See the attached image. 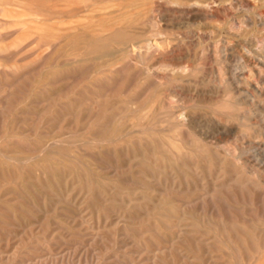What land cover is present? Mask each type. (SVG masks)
Here are the masks:
<instances>
[{
    "label": "bare ground",
    "instance_id": "6f19581e",
    "mask_svg": "<svg viewBox=\"0 0 264 264\" xmlns=\"http://www.w3.org/2000/svg\"><path fill=\"white\" fill-rule=\"evenodd\" d=\"M6 1V0H4ZM10 0H7L8 2ZM13 1V0H11ZM15 1V3H14ZM13 3H6L4 2L3 5H14V9L17 7V11L22 10V12H26L21 14L22 16L28 17L29 20L22 21L19 20V22H16V24L7 26L6 23L0 22V82L2 80H8L15 83H20V79L25 80L26 76L29 72H25L26 67L34 66V71L42 70L49 74V78H52L53 84H57L61 80V76L63 75L61 71L53 68L52 66H57L58 68L60 66H78L79 64L82 65L86 62H91L94 65V71L88 72L85 77H80V83H87L97 85L95 83L102 82L106 89L110 90V86L114 83H121L123 81H127L124 79L123 81L120 80V76H124L126 74V70L130 69L131 67L135 69H142V70H149L150 63H153L156 65L159 70L165 71L167 76L164 78V85H163V91L162 92H156L152 95V101H149L150 105L147 108H149L153 103L155 105L158 102L161 103L160 107L158 108V112H147L143 113L142 110H138L137 112L132 116L130 120V123L127 124L128 131L127 134L131 136V132L137 133V141L133 140L131 141V144L135 143V145L138 143L139 150H143L146 152V155L148 154L151 157L155 158V162L161 163L167 167H179V164L182 163L184 166L193 165L195 166L194 170H191V173H186L185 169L184 171L180 172L181 174L177 176V179L171 175L170 180L172 181L173 185L165 187L167 190H170V194L172 195L174 193L181 194L184 192L185 189H182L184 186L187 187L186 192L184 195L186 196L184 199H181L182 206H186L187 204L192 203V200L189 199L190 192H195L199 189H201L203 194L200 195L199 199L201 200V210L205 214H210L213 217H217L220 220L223 221V227H213V231L216 233L215 236V242L223 249L224 255L220 256L223 259V263H217L213 262L212 264H264V210L261 212L257 211L255 212H246L245 206H248L249 204H253L250 195L253 194V191L256 190L258 192L263 191V185H262V177L264 176V46L261 49L256 48L257 45H255V40H249L246 39L244 41L243 39V33L239 31L233 32L227 30L225 27H221L218 25H215L216 23L225 22L226 20L232 21L233 23H236L239 25V27L243 28V30H249L253 29V33L258 38H264V6L260 7L252 0H14ZM256 1V0H255ZM262 1V0H261ZM260 1V2H261ZM2 2V1H1ZM165 4L170 5L171 7L168 8ZM10 10L13 7H8ZM21 9V10H20ZM15 11V10H14ZM13 11V12H14ZM161 11L164 12L167 16V22L169 23L167 28H161V24L159 25V22L155 18V12ZM246 11L249 15H242L241 12ZM19 12V14H20ZM21 12V13H22ZM5 13V9L0 6V15L3 16ZM9 13V12H8ZM11 13V11H10ZM12 14V13H11ZM17 15L16 19H19L22 16ZM10 16V15H9ZM57 16L61 20L54 23L52 26H49V22L52 20V17ZM159 16V15H158ZM160 18V17H159ZM165 18V17H164ZM186 18V19H184ZM4 19V18H1ZM4 20H7L4 19ZM9 20V19H8ZM12 20V19H11ZM208 20L212 22V25L208 27V36L213 38V35H217L218 41L215 44L213 48L212 45H206L205 41L208 40L205 37L202 36H195L194 34L198 35L199 31L203 30L202 21ZM4 22V21H3ZM15 23V22H14ZM53 23V22H52ZM51 23V24H52ZM230 23V22H229ZM13 24V23H12ZM165 24V23H164ZM167 26V25H166ZM178 26V27H177ZM225 26V25H224ZM228 26V25H227ZM230 26V25H229ZM185 28L187 29V34H191L190 36L187 35H181L179 32V28ZM205 27V26H204ZM231 27V26H230ZM234 28V27H232ZM185 32V31H184ZM203 33V32H201ZM205 33V32H204ZM245 33V32H244ZM249 31L247 32V34ZM246 34V36H247ZM245 37V36H244ZM188 38V39H186ZM205 38V39H204ZM211 38V39H212ZM209 39V38H208ZM210 39V40H211ZM11 40V41H9ZM214 40V38H213ZM231 40V41H230ZM256 40H258L256 38ZM263 40V39H262ZM220 41H229L227 42L229 45H224V49L219 50L220 47H218V43ZM190 42V43H198L199 49L203 47V54L207 52V56L200 57L195 56L199 59V62L196 66V68H191L189 66L182 65L178 60L172 56L171 52H173L171 49L175 47H179L182 44ZM213 42V43H214ZM235 42V43H234ZM261 43V42H260ZM263 43V42H262ZM196 45V46H197ZM201 47H200V46ZM261 45V44H260ZM197 47V48H198ZM188 48H191L188 47ZM196 48V47H195ZM238 50H237V49ZM240 48V49H239ZM187 49V46H186ZM202 50V49H201ZM175 51V50H174ZM193 51V50H192ZM191 51V52H192ZM195 51V50H194ZM236 51V52H235ZM200 52V54H201ZM183 53V52H181ZM236 53V54H235ZM190 52L186 55V58L192 57L190 56ZM176 57V55H175ZM180 57V56H179ZM184 57V56H183ZM182 57V59H183ZM53 58H56V64L52 65L51 61ZM178 58V57H177ZM185 58V57H184ZM64 59V60H63ZM196 59V58H195ZM194 59V60H195ZM191 60V59H190ZM206 60L210 61L211 63H214L218 69L214 70L213 75H216L215 80L216 84L214 83L213 89H215L214 95L215 98L218 100V102L213 103L214 98L211 96H208L204 91L203 88L209 87L212 83L206 79V75H204L205 71L203 70L204 66L206 65ZM64 64H63V63ZM55 63V62H53ZM87 63V64H88ZM51 64V66H50ZM210 64V63H209ZM208 64V65H209ZM207 66V65H206ZM56 67V68H57ZM85 67V65H84ZM153 67V66H152ZM208 67V66H207ZM71 68V67H70ZM78 68V67H77ZM216 68V67H215ZM87 69H92L88 68ZM207 69V68H206ZM210 69V68H209ZM213 69V68H212ZM31 70V71H32ZM73 70V68H72ZM86 70V69H85ZM141 70V71H142ZM28 71V70H27ZM69 71V70H67ZM91 71V70H90ZM135 70H133L134 72ZM157 71V70H156ZM209 71V70H208ZM207 71V72H208ZM43 72V73H44ZM75 72V71H74ZM78 72V71H77ZM158 72V71H157ZM206 72V73H207ZM210 72V71H209ZM209 72L207 74H209ZM36 73V72H35ZM81 73V72H80ZM82 76L83 74H80ZM136 73L137 76V72ZM142 73V72H141ZM212 73V71H211ZM32 74V73H30ZM66 74V73H65ZM73 74V73H72ZM203 74L204 77L202 80H197L195 77ZM25 75V76H24ZM139 75V71H138ZM155 75V74H154ZM64 76V75H63ZM67 76V75H66ZM72 76V75H71ZM70 76V77H71ZM151 76V75H149ZM42 77V76H41ZM73 77V76H72ZM76 77V76H75ZM78 77V76H77ZM76 77V78H77ZM132 77V76H131ZM135 77V76H134ZM133 79L135 80V78ZM159 77V76H158ZM200 77V76H199ZM66 78V77H65ZM68 78V76H67ZM138 78V77H136ZM210 78V77H209ZM64 79V78H62ZM132 79V78H131ZM59 80V81H58ZM75 80V78H74ZM78 80V78L76 79ZM130 80V79H129ZM161 80V79H159ZM17 81V82H16ZM30 81V80H29ZM44 81V80H43ZM63 81V80H62ZM136 81V80H135ZM154 81V79H153ZM31 82V81H30ZM137 82V81H136ZM11 83V84H12ZM39 83V82H38ZM124 83V82H123ZM134 83V81H133ZM156 83V82H155ZM211 83V84H210ZM10 84V83H9ZM21 84V83H20ZM30 84V83H29ZM32 84V83H31ZM49 84V83H48ZM131 84V82H130ZM152 84V83H150ZM158 84V83H157ZM37 85V84H36ZM71 85V84H70ZM85 85V84H84ZM87 85V84H86ZM127 85V84H126ZM135 85V83L133 84ZM132 85V86H133ZM154 85V84H153ZM3 86V85H2ZM1 86V87H2ZM9 86V85H8ZM23 86V85H22ZM68 86V85H67ZM72 86V85H71ZM70 86V87H71ZM76 86V85H75ZM129 86V85H127ZM130 85V87H132ZM148 86V83H147ZM145 86V88H147ZM18 87V86H17ZM25 87V86H24ZM37 87V86H36ZM35 87V88H36ZM39 87V86H38ZM80 87V86H79ZM87 87V86H86ZM92 87V86H91ZM143 87V86H142ZM150 87V86H149ZM154 87V86H153ZM177 87L178 90H174ZM26 88V87H25ZM49 88V87H48ZM67 88V87H66ZM65 88V90H66ZM120 89V87H117ZM135 88V87H134ZM211 88V86H210ZM19 89V88H18ZM27 89V88H26ZM42 90L39 91L40 94L46 93V89L41 88ZM93 89V88H92ZM92 89H87L92 90ZM131 89V88H130ZM142 89V88H141ZM148 89V88H147ZM212 89V90H213ZM9 90V89H8ZM53 90V89H52ZM63 89V91H65ZM73 90V89H71ZM98 90V89H97ZM135 90V89H134ZM143 90H145L143 88ZM206 90V89H205ZM22 91V90H20ZM29 91V90H27ZM62 91V90H61ZM60 91V92H61ZM62 91V92H63ZM70 91V90H69ZM84 91V90H83ZM96 91V90H94ZM114 91V90H112ZM129 91V90H128ZM126 91V92H128ZM136 91V90H135ZM140 91V90H139ZM146 91V90H145ZM148 91V90H147ZM151 91V90H149ZM148 91V92H149ZM208 91V90H207ZM1 92V91H0ZM9 92V91H8ZM81 92V91H80ZM87 92V91H86ZM93 92V90H92ZM99 92V91H97ZM118 93V90L115 91ZM121 92V91H119ZM154 92V91H153ZM55 93V92H54ZM66 93V92H64ZM89 93V92H88ZM114 93V92H113ZM116 93V94H117ZM125 93V91H124ZM122 93V94H124ZM144 93V92H143ZM213 93V92H212ZM3 94V93H2ZM9 94V93H8ZM18 93H16L17 95ZM58 94V93H56ZM79 94V93H78ZM108 94V93H107ZM105 94V96H107ZM127 94V93H126ZM147 94V92H146ZM144 93V95H146ZM6 95V94H5ZM4 95V97H5ZM65 95V94H64ZM67 95V93H66ZM71 95V94H70ZM92 95V94H91ZM115 95V94H114ZM118 95V94H117ZM3 96V95H1ZM10 96V95H9ZM42 96V95H41ZM55 96V95H54ZM77 96V95H76ZM104 96V95H103ZM121 96V94H120ZM123 96V95H122ZM127 97V95H124ZM123 96V97H124ZM138 96V95H137ZM140 98L142 97L139 95ZM18 97V96H17ZM49 97V96H47ZM68 97V96H67ZM81 97V96H80ZM89 97V96H88ZM108 97V96H107ZM117 97V96H116ZM126 97H124L126 99ZM131 97V96H130ZM128 97V98H130ZM144 97V96H143ZM20 98V96L18 97ZM85 98V97H84ZM90 98V97H89ZM105 98V97H104ZM121 98V97H120ZM138 97H136L137 99ZM138 98L137 100L139 101ZM179 98V100L182 101V106L177 107L175 105H172L169 103V101ZM5 99V98H4ZM63 99V97H62ZM69 99V98H68ZM73 99V100H72ZM123 99V98H122ZM124 99V102H125ZM133 99V98H132ZM220 99V100H219ZM20 100V99H19ZM40 100V99H39ZM49 100V99H48ZM51 100V99H50ZM54 100V99H53ZM60 100V99H58ZM64 100V99H63ZM62 100V104L63 101ZM72 101H74V98H71ZM77 100H80V98ZM93 101V99H91ZM101 100V99H100ZM114 100V99H113ZM117 100V99H116ZM119 100V99H118ZM135 100V99H134ZM136 100V101H137ZM216 100V101H217ZM1 101V100H0ZM44 101V100H43ZM84 101V100H83ZM121 101V99L119 100ZM59 102V101H58ZM57 101L54 102L55 107L58 103ZM70 102V100H69ZM95 101H93L94 104ZM114 102V101H111ZM124 102L122 104H124ZM130 101H127V103ZM208 102L211 108H213V112H221L222 114H225V117H230L235 121H237V127L230 125V126H221L218 123L215 124V128L218 130V133L220 135H223L222 137H227V150H226V157L223 160L224 166L227 164H233L234 168L237 167L238 171L235 169V177H232L230 180L226 174H223L221 177H223L222 182L220 184L221 190H215L213 189V192L209 191V189L206 187L205 184V175L200 170L201 163L207 161L208 166L213 168V162L217 158H220V155L217 154L214 151L215 154H210L208 151L209 148L207 146L203 145L202 142L198 141L199 144H192L188 145L185 143V141L182 139L180 134L183 132L185 134L184 127V121L179 116V108L181 109H187L188 103H192L193 105H199L201 103ZM37 103V102H35ZM42 103V102H41ZM74 103V102H72ZM77 103V102H76ZM81 103V102H80ZM84 103V102H83ZM82 103V104H83ZM89 103V102H88ZM97 103V102H96ZM121 103V102H118ZM126 103V104H127ZM131 103H133L131 101ZM136 103V102H135ZM134 103V104H135ZM146 103V102H145ZM175 103V102H174ZM4 104V103H3ZM17 104V103H16ZM34 104V103H31ZM39 104V103H38ZM59 104V103H58ZM65 104V102H64ZM64 104L61 105L64 107ZM81 104V106H82ZM98 107H99V103ZM111 104V103H110ZM116 104V103H114ZM125 104V105H126ZM176 104V103H175ZM5 105V104H4ZM25 105V104H24ZM60 105V104H59ZM69 104H67L68 106ZM73 105V104H72ZM85 105V104H84ZM103 105V104H102ZM105 105V104H104ZM117 105V104H116ZM121 105V104H120ZM119 105V106H120ZM139 105V104H138ZM141 105V104H140ZM3 106V105H2ZM22 106V105H21ZM30 106V104H29ZM51 106V105H50ZM93 106V105H92ZM91 106V107H92ZM101 106V105H100ZM109 106V105H108ZM137 106V105H136ZM152 106V107H153ZM156 106V107H157ZM74 107V106H73ZM77 107V106H76ZM104 107V106H103ZM111 107V106H110ZM122 107V106H121ZM135 107V106H134ZM133 107V108H134ZM190 107V105H189ZM199 107V106H198ZM204 107V106H203ZM2 108V107H1ZM0 108V109H1ZM32 108V107H31ZM68 108V107H67ZM70 108V106H69ZM82 108V107H80ZM131 108V106H130ZM129 108V109H130ZM132 108V109H133ZM146 108V109H147ZM208 108V107H207ZM16 109V108H14ZM22 109V108H21ZM57 109V108H56ZM63 109H66L65 107ZM72 109V108H70ZM77 109H79L77 107ZM87 109V108H86ZM90 109V108H89ZM88 109V110H89ZM99 109V108H98ZM108 109V108H107ZM111 109V108H110ZM114 109V108H113ZM122 109V108H121ZM131 109V110H132ZM142 109V108H141ZM154 110V108H152ZM151 109V110H152ZM26 110V109H25ZM46 110V109H45ZM51 110V109H50ZM59 110V109H58ZM124 110V109H123ZM128 110V108H127ZM145 110V108H144ZM198 110V108H197ZM203 110V109H201ZM206 109H204L205 111ZM27 111V110H26ZM83 111V110H82ZM105 111V110H104ZM103 111V112H104ZM111 111V110H110ZM119 111V110H118ZM116 111V113L118 112ZM126 111V109H125ZM1 112V111H0ZM22 112V111H21ZM20 112V113H21ZM28 112V111H27ZM35 112V111H34ZM43 110L41 111V113ZM129 113L128 111H126ZM132 112V111H130ZM181 112V111H180ZM212 111H210L211 113ZM5 113V112H4ZM23 113V112H22ZM26 113V112H25ZM32 113V112H31ZM37 113H39L37 111ZM46 113H48L46 111ZM55 113V111H54ZM64 113V112H63ZM62 113V114H63ZM89 113V112H88ZM98 113V111H97ZM105 113V112H104ZM102 113V114H104ZM125 113V112H124ZM121 113V116L124 114ZM182 113V112H181ZM36 114V112H35ZM50 114V113H49ZM94 114V113H93ZM112 115V113H110ZM193 114V113H192ZM205 114V113H204ZM218 113H216L217 115ZM48 115V114H47ZM69 115V114H67ZM81 114H79L80 116ZM84 115V114H83ZM114 115V114H113ZM118 115V114H117ZM125 115V114H124ZM127 115V114H126ZM130 115V113H129ZM189 115V114H188ZM196 115V114H195ZM207 115V114H206ZM205 115V116H206ZM220 115V114H219ZM218 115V116H219ZM56 116V115H55ZM77 116V115H76ZM88 116V115H87ZM86 116V117H87ZM131 116V115H130ZM183 116V114H182ZM185 116V115H184ZM198 116V115H197ZM201 116V115H200ZM221 116V115H220ZM23 117V116H22ZM85 117V116H83ZM104 117V116H103ZM108 117V116H107ZM115 117V116H114ZM125 117V116H123ZM196 117V116H195ZM207 117V116H206ZM210 117V116H209ZM17 118V117H15ZM14 118V119H15ZM25 118V117H24ZM75 118V117H74ZM101 118V117H99ZM117 118V117H116ZM115 118V119H116ZM205 118V117H204ZM213 118V117H212ZM19 119V118H18ZM52 119V118H51ZM50 119V121H51ZM62 119V118H60ZM67 119V118H66ZM73 119V118H72ZM78 119V118H76ZM82 119V118H81ZM85 119V118H83ZM191 119V118H190ZM197 120V118H195ZM193 119L194 121H196ZM201 119V118H200ZM215 121L216 118L214 117ZM213 119V120H214ZM32 120V119H31ZM47 120V119H46ZM49 120V119H48ZM68 120V119H67ZM75 120V119H74ZM97 120V119H96ZM107 120V119H106ZM118 120V119H117ZM121 120V119H120ZM119 120V121H120ZM123 120V119H122ZM121 120V121H122ZM127 120V119H126ZM126 120H124L126 122ZM207 120V119H205ZM210 120V118H209ZM218 120V119H217ZM11 121V120H10ZM25 121V120H24ZM30 121V120H29ZM42 121V120H41ZM49 121V122H50ZM61 121V120H60ZM100 121V119L98 120ZM113 121V120H112ZM111 121V122H112ZM117 121V122H119ZM121 121L119 124H121ZM122 121V123L124 122ZM128 121V120H127ZM233 121V123H235ZM18 122V121H17ZM22 122V121H21ZM58 122V120H57ZM69 122V121H68ZM67 122V123H68ZM114 122V121H113ZM116 122V121H115ZM125 122L123 123L125 125ZM201 122V121H199ZM225 122V121H224ZM44 123V121H43ZM71 123V122H69ZM73 123V122H72ZM71 123V124H72ZM90 123V121H89ZM103 123V122H102ZM107 123V122H106ZM202 123V122H201ZM209 122H206V124ZM214 123V122H213ZM19 124V123H18ZM39 124V123H38ZM42 124V122H41ZM197 124V123H196ZM205 124V125H206ZM12 125V124H10ZM55 125V124H54ZM102 125V124H101ZM110 125V124H108ZM107 125V126H108ZM199 125V124H198ZM210 125V124H209ZM8 126V124H7ZM15 126V123H14ZM23 126V125H22ZM21 126V127H22ZM37 126V125H36ZM45 126V124H44ZM48 126V125H47ZM59 127V125H57ZM84 126V125H83ZM95 126V125H94ZM107 126L104 128H107ZM113 126V125H112ZM202 126V125H201ZM1 127V126H0ZM12 127V126H10ZM56 127V128H58ZM82 127V126H81ZM87 127V126H86ZM84 126L83 129H86ZM199 127V126H198ZM206 127V126H205ZM210 127V126H209ZM9 128V127H8ZM17 128V126H16ZM48 128V127H47ZM55 128V130H56ZM95 128V127H94ZM121 127L116 126L109 134L105 137H107L105 140H99V142H94V144H109L114 141L116 136H119L121 134L120 131ZM82 129V130H83ZM110 129V128H109ZM127 129V127H126ZM201 129V128H200ZM203 129V128H202ZM211 129V128H209ZM10 130V129H9ZM25 130V129H24ZM28 130V129H27ZM41 130V129H40ZM81 130V131H82ZM92 130V129H91ZM103 130V129H102ZM106 130V129H104ZM190 130V129H189ZM13 131V130H12ZM80 131V130H78ZM192 131V130H191ZM22 132V131H21ZM68 132V131H67ZM70 132V131H69ZM67 133V135L69 134ZM97 132V131H96ZM95 132V133H96ZM123 132V131H122ZM207 132V131H206ZM212 132V131H211ZM2 133V132H0ZM25 133V132H24ZM40 133V132H39ZM45 134H47L44 131ZM70 133H73L72 131ZM75 133V131H74ZM77 133V132H76ZM94 133V132H93ZM98 133V132H97ZM101 133H104L103 131ZM135 133V134H136ZM38 134V133H37ZM108 134V131H107ZM132 134V135H135ZM189 133H186V135ZM213 134V133H212ZM218 134V135H219ZM3 135V134H2ZM65 135V134H63ZM96 135V134H95ZM99 135V134H98ZM102 135V134H101ZM100 135V136H101ZM41 136V135H40ZM62 136V135H61ZM87 136V134H86ZM89 136V135H88ZM185 136V135H184ZM188 136V135H187ZM186 136V137H187ZM209 136V135H208ZM212 136V135H211ZM39 137V136H38ZM95 137V136H94ZM179 137V138H178ZM183 140H181L180 139ZM23 137L21 136L20 139ZM82 138V137H81ZM102 138V137H101ZM184 138V137H183ZM189 140V137H187ZM220 138V137H219ZM3 139V138H2ZM13 139V136L11 137ZM84 139V138H83ZM86 140L89 138H85ZM91 139V138H90ZM230 139H234L236 141H239L241 144V152L238 151V147L235 148L230 145ZM18 140V139H17ZM16 140V141H17ZM28 139H26L27 141ZM40 141L39 139H37ZM44 140V139H43ZM76 140V139H75ZM95 140V138L91 139ZM90 140V141H91ZM186 140V138H185ZM196 140V139H195ZM202 140V139H200ZM212 140V139H211ZM221 142V139H219ZM223 140V139H222ZM12 141V140H11ZM19 141V140H18ZM25 141V139H24ZM23 141V142H24ZM35 141V140H34ZM37 141V142H38ZM54 141H56L54 139ZM52 141V142H54ZM190 141V140H189ZM192 141V140H191ZM203 141V140H202ZM235 141V142H236ZM14 142V140H13ZM51 142V141H50ZM89 142V141H87ZM194 142V140H193ZM15 143V142H14ZM27 143V142H25ZM61 143V142H59ZM59 143H54L55 145ZM34 144V143H33ZM69 144V143H68ZM67 144V145H68ZM84 144V143H83ZM117 144V143H116ZM207 144V142H206ZM5 145V144H3ZM12 145V144H11ZM21 144L19 143V146ZM26 145H29L28 143ZM37 145V144H36ZM40 145V143H39ZM65 145V144H64ZM82 145V144H81ZM110 145V144H109ZM115 145V144H114ZM212 145V144H211ZM210 145V147H211ZM48 146V145H47ZM63 146V144H62ZM118 146V145H117ZM126 146V145H125ZM18 147V146H17ZM34 148V146H32ZM70 147H73L70 145ZM87 147V146H86ZM114 147V146H113ZM134 147V145H133ZM216 147V146H215ZM218 147V146H217ZM20 148V147H19ZM29 148V147H28ZM63 148H65L63 146ZM77 148V147H76ZM137 148V147H136ZM214 148V147H213ZM212 148V149H213ZM9 149V148H8ZM18 149V148H17ZM48 149V148H47ZM69 149V145H68ZM79 149V148H78ZM77 149V150H78ZM81 149V148H80ZM133 149V148H132ZM223 149V147H222ZM37 150V149H36ZM51 150V149H50ZM71 150V149H70ZM76 150V151H77ZM119 150V149H118ZM121 150V149H120ZM3 151V150H1ZM9 151V150H8ZM26 151V150H25ZM41 151V150H40ZM46 151V150H45ZM64 151V150H62ZM87 151V150H86ZM133 151V150H132ZM223 151V150H222ZM17 152V151H16ZM51 152V151H49ZM56 152V151H55ZM68 152V151H67ZM105 152V151H104ZM224 152V151H223ZM1 153V152H0ZM5 153V152H4ZM22 153V152H21ZM46 153V152H45ZM48 153V150H47ZM56 153H59L58 151ZM66 153V152H65ZM107 153V152H106ZM114 153V152H112ZM137 154V153H136ZM221 154V152H220ZM40 155V154H39ZM90 155V154H88ZM126 155V154H125ZM138 155V154H137ZM76 156V155H75ZM85 156V155H83ZM128 156V155H127ZM136 156V155H135ZM139 156V155H138ZM5 157V156H4ZM14 157V156H13ZM112 157V156H111ZM114 157V156H113ZM112 157V159H113ZM119 157V156H118ZM129 157V156H128ZM144 157V156H143ZM142 157V158H143ZM3 158V157H1ZM84 158V157H82ZM81 158V159H82ZM108 158V157H107ZM132 158V157H131ZM137 158V156L135 157ZM145 159H148L147 157H144ZM8 159V158H7ZM28 159V158H27ZM138 159V158H137ZM223 159V158H222ZM16 160V159H15ZM29 160V159H28ZM45 160V159H44ZM78 160V158H77ZM115 160V159H114ZM129 160V159H128ZM150 161V159H148ZM4 161V160H3ZM32 161V160H31ZM69 161V160H68ZM81 161V160H80ZM105 161V160H104ZM103 161V162H104ZM116 161V160H115ZM217 161V160H216ZM219 162L221 161L218 160ZM22 163L21 161H19ZM24 162V161H23ZM74 162V161H73ZM82 162V161H81ZM125 162V161H123ZM132 162V159L131 161ZM129 162V163H130ZM147 161H144V163L140 162L138 164H145ZM2 163V162H1ZM0 163V164H1ZM6 163V161H5ZM43 163V162H42ZM66 163V162H65ZM89 163V162H88ZM93 162H91L89 165H91ZM105 163V162H104ZM128 163V164H129ZM156 163V165H157ZM218 163V162H217ZM222 163V162H220ZM219 163V164H220ZM8 163H6L7 165ZM25 163H23L22 166H24ZM67 164V163H66ZM77 164V163H76ZM76 164L74 166L76 167ZM87 165V163H85ZM84 164V165H85ZM110 163H108L109 165ZM117 164V163H116ZM126 164V162H125ZM125 164L123 167H125ZM134 164V163H133ZM137 164V165H138ZM148 164V163H147ZM150 164V162H149ZM27 168H28V164ZM69 165V164H68ZM83 165V166H84ZM121 165V164H120ZM127 165V164H126ZM228 165V166H229ZM22 166L20 168H22ZM70 166V165H69ZM88 166V165H87ZM99 166V165H98ZM112 166V165H111ZM129 166H131L129 164ZM136 166V165H135ZM146 166V165H144ZM30 167V166H29ZM60 167V166H59ZM63 167V166H62ZM74 167V168H75ZM110 167V165H109ZM116 167V166H115ZM118 167V166H117ZM116 167V168H117ZM147 167V166H146ZM151 167V166H150ZM164 167H162L164 169ZM205 167V166H204ZM220 167V166H218ZM222 167V166H221ZM26 168V167H25ZM46 168V166H45ZM57 168V167H56ZM102 168V167H101ZM111 168V167H110ZM114 168V167H112ZM122 167H120L121 169ZM149 168V167H148ZM230 171L231 167L229 166ZM35 169V168H34ZM90 169V168H89ZM130 169V168H129ZM129 169L127 171H129ZM135 169V168H134ZM210 169V168H209ZM223 169V168H222ZM3 171V169H1ZM30 170V169H29ZM56 170V169H55ZM87 170V168H86ZM115 170V169H114ZM152 170V169H151ZM177 170V169H175ZM189 170V169H188ZM205 170V169H204ZM9 171V169H8ZM92 171V170H90ZM126 171V170H125ZM126 171V172H127ZM138 171V170H137ZM140 171V170H139ZM161 171V170H160ZM180 171V170H178ZM216 171V170H215ZM233 171V169H232ZM7 172V170H6ZM30 172V171H29ZM67 172V171H66ZM80 173L82 171H79ZM84 172V171H83ZM88 172V171H87ZM112 172V171H111ZM116 172V170H115ZM124 172V171H123ZM125 172V174H126ZM144 172V171H142ZM142 172H139L137 174H140ZM151 172V171H150ZM153 172V170H152ZM163 172V171H162ZM9 173V172H8ZM22 173V172H21ZM26 173V172H25ZM32 173V172H31ZM30 173V174H31ZM43 173V172H42ZM39 173V174H42ZM61 171L59 172V174ZM74 173V172H72ZM114 173V172H113ZM112 173V174H113ZM118 173V172H116ZM145 173V172H144ZM161 173V172H160ZM2 174V173H1ZM0 174V175H1ZM7 174V173H6ZM29 174V173H28ZM62 174V173H61ZM78 174V173H77ZM217 174V173H216ZM215 174V176H216ZM38 175V174H37ZM47 175V174H46ZM50 175V174H49ZM74 175V174H73ZM72 175V176H73ZM81 175V174H80ZM85 176V172L83 174ZM82 175V176H83ZM92 175V174H90ZM118 175H120L118 173ZM142 175V174H141ZM9 176H11L9 174ZM45 176V175H44ZM144 176V175H143ZM159 176V175H158ZM4 176H2L3 178ZM6 177V175H5ZM19 177V176H18ZM35 177V173H34ZM37 177V176H36ZM35 177V178H36ZM53 177V176H52ZM89 177V176H88ZM124 177V175H123ZM131 177V176H130ZM128 177V179L130 178ZM145 177V176H144ZM149 177V176H148ZM156 177V176H155ZM179 177V179H178ZM245 177V178H244ZM24 178V177H23ZM76 178V177H75ZM86 178V177H85ZM103 178V177H102ZM146 178V177H145ZM157 179L159 177H156ZM244 178V179H243ZM14 179V178H13ZM38 179V178H36ZM121 179V178H120ZM149 179V178H148ZM166 179V178H165ZM45 180V179H44ZM106 180V179H105ZM112 180V179H111ZM122 181H125L121 179ZM131 180V179H129ZM136 180V179H135ZM134 180V181H135ZM139 180V179H138ZM14 181V180H13ZM85 181V180H84ZM110 181V179H109ZM121 181V182H122ZM133 181V180H132ZM133 181V182H134ZM137 181V180H136ZM158 181V180H157ZM160 181V180H159ZM164 181V180H163ZM16 182V180H15ZM38 182V181H37ZM43 182V181H42ZM41 182V183H42ZM47 182V181H46ZM77 182V180H76ZM81 182V181H80ZM86 182V181H85ZM101 182V181H100ZM117 182V180H116ZM120 182V183H121ZM127 182V181H126ZM131 182V181H130ZM150 182V180H149ZM153 182V181H152ZM168 182V181H167ZM203 182L202 185L200 183ZM214 182V181H213ZM11 183V182H10ZM57 183V182H56ZM55 183V184H56ZM64 183V182H63ZM78 183V182H77ZM84 183V182H83ZM94 183V182H93ZM110 183V182H109ZM138 182H135V184ZM160 183V182H158ZM164 183V182H163ZM264 183V182H263ZM38 184V183H37ZM65 184V183H64ZM88 184V183H86ZM95 184V183H94ZM111 184V183H110ZM169 184V182H168ZM219 184V183H218ZM18 185V184H17ZM25 185V184H24ZM51 185V184H50ZM59 185V184H58ZM57 185V186H58ZM67 186V184H65ZM139 185V184H138ZM143 185V184H142ZM145 185V184H144ZM170 185V184H169ZM193 185L192 188H194L195 191H191L190 187ZM23 186V184H22ZM38 186V185H37ZM40 186V185H39ZM109 186V184H108ZM115 186V184H114ZM113 186V187H114ZM177 186V187H175ZM249 186V187H248ZM21 188V185L19 186ZM48 187V186H47ZM45 186V188H47ZM54 187V186H53ZM92 187V186H91ZM184 187V188H185ZM210 187H212L210 185ZM219 187V185H218ZM219 187V188H220ZM24 188V187H22ZM21 188V189H22ZM34 188V187H33ZM49 188V187H48ZM47 188V189H48ZM82 188V187H81ZM95 188V187H94ZM97 188V187H96ZM109 188V187H108ZM112 188V187H111ZM117 188V187H115ZM163 188V187H162ZM163 188V189H165ZM216 188V187H215ZM8 189V188H7ZM19 189V188H18ZM54 189V188H53ZM57 189V188H56ZM88 189V188H87ZM123 189V188H122ZM126 189V188H125ZM141 189V188H140ZM154 189V188H151ZM223 189V190H222ZM17 190V189H16ZM24 190V189H23ZM26 190V189H25ZM34 190V189H32ZM43 190V189H42ZM52 190V189H51ZM80 190V188H79ZM95 190V189H94ZM113 190V188H112ZM127 190V191H126ZM126 192H129L128 189H126ZM149 190V189H148ZM158 190V189H157ZM177 190V191H175ZM44 191V190H43ZM73 192L72 190H70ZM69 191V192H70ZM85 191V190H84ZM96 191V190H95ZM102 191V190H101ZM104 191V190H103ZM111 191V189H110ZM147 191V190H146ZM163 191V190H162ZM166 191V189L164 190ZM13 192H15L13 190ZM35 192V191H34ZM53 192V191H51ZM158 192V191H157ZM17 193V192H16ZM25 193V192H24ZM27 193V192H26ZM25 193V194H26ZM44 193V192H43ZM57 193V192H56ZM81 193V192H79ZM86 193V192H85ZM91 193V192H89ZM94 193V191H93ZM101 193V192H100ZM111 193V192H110ZM118 193V192H117ZM115 193V194H117ZM125 193V192H124ZM123 193V194H124ZM132 193V192H131ZM163 193V192H162ZM165 193H168L165 192ZM199 193V192H198ZM5 194V193H4ZM9 194V192H8ZM18 194V193H17ZM21 194V193H19ZM28 194V193H27ZM70 193H67L66 195L69 196ZM88 193H86L87 195ZM6 195V194H5ZM22 195V194H21ZM56 195V194H55ZM75 195V194H74ZM92 195V194H91ZM97 195V193H96ZM106 195V194H105ZM126 195V194H125ZM124 195V196H125ZM139 195V194H138ZM151 195V194H150ZM264 195V194H263ZM261 194V196H263ZM20 196V195H19ZM29 196V195H28ZM27 196V197H28ZM64 196V195H63ZM85 197V194L83 195ZM94 196V195H93ZM120 197V195H118ZM162 196V194H161ZM167 196V195H166ZM260 199L262 200V198ZM31 197V196H30ZM55 197V196H54ZM58 197V196H57ZM72 197V196H71ZM101 197V196H100ZM117 197V196H116ZM128 198V195L125 196ZM172 197V196H171ZM183 197V196H182ZM195 197V196H194ZM41 198V196L39 197ZM77 198V197H73ZM105 198V197H104ZM114 198V197H113ZM198 198V197H197ZM15 199V198H14ZM18 199V198H16ZM25 199V198H23ZM46 199V198H45ZM62 199V198H61ZM60 199V200H61ZM66 199V198H63ZM62 199V200H63ZM138 199V198H137ZM156 199V198H155ZM30 200V199H29ZM77 200V199H74ZM113 200V199H112ZM122 200V199H121ZM133 200V199H132ZM143 200V199H141ZM146 200V199H145ZM162 200V198H161ZM172 200H175L172 199ZM28 201V200H27ZM26 201V202H27ZM41 201V200H40ZM47 201V200H46ZM51 201V200H50ZM64 201V200H63ZM73 201V200H72ZM97 201V200H96ZM139 201V199H138ZM160 201V200H159ZM170 201V200H169ZM177 201V200H176ZM196 201V200H194ZM199 201V200H197ZM263 201V200H262ZM3 202V201H2ZM36 202V201H35ZM65 202V201H64ZM91 202V201H90ZM107 202V201H106ZM109 202V200H108ZM113 202V201H112ZM117 202V200H116ZM115 202V203H116ZM127 202V201H126ZM131 202V201H130ZM174 202V201H172ZM256 202V201H255ZM8 203V202H7ZM30 203V202H29ZM43 203V202H42ZM47 203V202H46ZM55 203V202H54ZM67 203V202H66ZM128 203V202H127ZM153 203V202H152ZM159 203V202H158ZM235 203L243 204V209L239 214H236L239 210L238 207H236ZM257 203V202H256ZM260 203V202H259ZM32 204V203H31ZM37 204V203H36ZM60 204V203H59ZM70 204V203H69ZM80 204V203H79ZM127 205L126 203H122ZM145 204V203H144ZM156 204V203H155ZM169 204V203H168ZM172 204V203H171ZM258 204V203H257ZM33 205V204H32ZM57 206V204H55ZM77 205V204H76ZM81 205V204H80ZM83 205V204H82ZM114 205V204H113ZM142 205V204H140ZM161 205V204H160ZM166 205V204H165ZM18 206V205H17ZM35 206V205H34ZM43 206V205H42ZM51 204L49 205V207ZM70 206V205H69ZM92 206V205H90ZM95 206V205H94ZM128 206V205H127ZM156 206V205H154ZM172 206V205H169ZM176 205H174L175 207ZM250 206V205H249ZM255 205H253L254 207ZM20 207V206H19ZM36 207V206H35ZM47 207V206H46ZM45 207V208H46ZM80 207V206H79ZM96 207V206H95ZM94 207V209H95ZM113 207V206H112ZM136 207V206H135ZM146 207V204H145ZM168 207V206H167ZM165 207V208H167ZM190 207V206H189ZM252 207V205H251ZM262 207H264V203L262 204ZM12 208V207H11ZM26 208V207H25ZM37 208V207H36ZM44 208V209H45ZM54 210L55 207H52ZM64 208V207H63ZM75 208V207H74ZM83 209V207H81ZM85 208V207H84ZM109 208V207H108ZM114 208V207H113ZM139 208V207H138ZM178 208V207H175ZM181 208V207H180ZM185 208V207H184ZM250 208V207H249ZM4 209V207H3ZM16 209V208H15ZM21 209V208H20ZM65 209V208H64ZM68 209V208H67ZM107 209V208H105ZM112 209V208H110ZM141 209V208H140ZM143 209V207H142ZM145 209V208H144ZM154 209V208H153ZM152 209V210H153ZM156 209V208H155ZM238 209V210H237ZM245 209V210H244ZM252 209V208H251ZM264 209V208H263ZM10 210V209H9ZM22 210L24 208L22 207ZM26 210V209H25ZM71 210V208H70ZM69 210V211H70ZM90 210V208L88 209ZM101 210V209H100ZM109 210V209H108ZM114 210V209H113ZM111 210V211H113ZM117 210V209H115ZM114 210V211H115ZM118 210H121V208H118ZM117 210V212H118ZM125 210V209H124ZM151 210V212H152ZM163 210V209H162ZM167 210V209H166ZM165 210V211H166ZM171 210V209H170ZM168 208V211H170ZM177 210V209H176ZM182 212L183 209L181 208ZM6 211V210H5ZM8 211V210H7ZM30 210H28L29 212ZM33 211V210H32ZM52 211V210H51ZM62 211V209H61ZM113 211V212H114ZM133 211V210H132ZM147 211V207L146 210ZM149 211V210H148ZM159 211V210H158ZM163 211V212H165ZM175 211V210H174ZM197 211V210H196ZM16 212V211H15ZM27 212V211H25ZM47 212V211H46ZM55 212V211H53ZM65 212V211H64ZM74 212V211H73ZM76 212V211H75ZM74 212V213H75ZM90 212V211H89ZM122 212V211H120ZM124 212V211H123ZM126 212V211H125ZM128 212V209H127ZM126 212V213H127ZM160 212H162L160 210ZM159 212V213H160ZM167 212V211H166ZM165 212V214H166ZM191 212V211H190ZM66 213V212H65ZM84 214V212H82ZM86 213V212H85ZM91 213V212H90ZM93 213V212H92ZM102 213V212H101ZM100 213V214H101ZM115 213V212H114ZM135 213V212H134ZM158 213V214H159ZM168 213V212H167ZM174 213V212H173ZM200 213V212H199ZM14 214V213H13ZM43 214V213H42ZM60 214V212H59ZM58 214V215H59ZM62 214V212H61ZM88 214V213H87ZM106 215L104 212L103 215ZM118 214V213H117ZM148 214V213H146ZM162 214V213H160ZM159 214V216H160ZM202 214V213H201ZM5 215V214H3ZM25 215V214H24ZM63 215V214H62ZM66 215V214H65ZM69 215V214H67ZM76 215V214H75ZM74 215V216H75ZM79 215V213H78ZM82 215V214H81ZM133 215V214H130ZM151 215V214H150ZM168 215V214H166ZM165 217H169L166 216ZM176 215V214H175ZM173 215L174 217H176ZM14 216V215H13ZM60 216V215H59ZM58 216V217H59ZM92 216V215H91ZM98 216V220L104 218L102 215H96ZM102 216V218L99 220V218ZM117 216V215H115ZM121 216V215H120ZM123 216V215H122ZM121 216V217H122ZM127 216L124 214V217ZM135 216V215H134ZM156 216V215H155ZM172 216V217H173ZM205 216V215H204ZM250 216V217H248ZM2 217V216H0ZM21 217V216H20ZM41 217V216H40ZM62 218V216H60ZM63 217H65L63 215ZM67 217V216H66ZM70 217V216H69ZM86 217V216H85ZM136 217V216H135ZM139 218V216H137ZM164 217V219H165ZM182 217V216H181ZM13 218V217H12ZM36 218V217H34ZM60 218V219H61ZM82 218V217H81ZM87 218V217H86ZM129 218V217H128ZM127 218V219H128ZM141 218V217H140ZM147 218V217H146ZM177 218V217H176ZM3 219V218H1ZM0 219V220H1ZM31 219V218H30ZM70 219V218H69ZM126 219V218H125ZM131 219V218H130ZM129 219V220H130ZM143 219V218H142ZM171 219V218H170ZM180 219V218H178ZM7 220V219H6ZM37 220V219H36ZM40 220V219H39ZM90 220V219H89ZM88 220V221H89ZM94 220V219H93ZM104 220V219H103ZM109 220V219H108ZM133 220V219H131ZM137 220V218H136ZM135 220V221H136ZM147 220L148 219H143ZM153 220V219H152ZM162 220V219H161ZM4 221V220H3ZM2 221V222H3ZM8 221V220H7ZM10 221V220H9ZM32 221V220H31ZM43 221V220H42ZM41 221V222H42ZM92 221V219L90 220ZM95 221V220H94ZM96 221V223H97ZM128 221V220H127ZM138 221V220H137ZM146 221V222H147ZM166 221V220H165ZM180 221V220H179ZM189 221V220H187ZM196 221V220H195ZM211 221V220H210ZM19 222V221H18ZM56 222V221H55ZM73 222V221H72ZM75 222V221H74ZM83 222V221H82ZM98 222V223H99ZM139 222V221H138ZM185 222V220H184ZM203 222V221H202ZM207 222V221H206ZM4 223V222H3ZM8 223V222H7ZM12 223V222H11ZM17 223V222H16ZM45 223V222H44ZM57 223V222H56ZM62 223V222H61ZM60 223V224H61ZM65 223V222H63ZM89 223V222H88ZM104 223V222H103ZM153 223L154 222H150ZM189 223V222H188ZM193 223V222H191ZM5 224V223H4ZM9 224V223H8ZM20 224V223H19ZM32 224V223H31ZM30 224V225H31ZM59 224V225H60ZM72 224V223H70ZM115 224V223H114ZM131 224V223H130ZM141 224V223H140ZM158 224V223H157ZM206 224V223H205ZM210 224V223H208ZM12 225V224H11ZM14 225V224H13ZM26 223L25 227L26 228ZM57 225V224H56ZM127 225V223L125 224ZM137 225V223H136ZM150 225V224H149ZM156 225V224H155ZM166 225V223H165ZM168 225V224H167ZM187 225V224H186ZM189 225V224H188ZM193 225V224H192ZM196 225V224H195ZM200 225V224H199ZM203 225V224H202ZM22 226V225H21ZM63 226V225H62ZM61 226V228H63ZM67 227V225H65ZM72 226V225H71ZM80 226V225H79ZM130 226V225H129ZM133 226V225H132ZM158 226V225H156ZM171 226V225H170ZM178 226V225H177ZM185 226V225H184ZM183 226V227H184ZM6 227V226H5ZM14 227V226H13ZM37 227V226H36ZM58 227V225H57ZM60 227V226H59ZM78 227V225H77ZM83 227V226H82ZM131 227V226H130ZM138 226H134V229ZM150 227V226H149ZM149 227H141L137 233H144L148 231H151V228ZM160 227V226H158ZM174 227V226H173ZM182 227V226H181ZM189 227V226H188ZM199 227V226H198ZM195 227V228H198ZM65 228V227H64ZM104 228V227H101ZM107 228V227H106ZM121 227L120 229H122ZM133 228V227H132ZM139 228V227H138ZM153 228V227H152ZM157 228V227H155ZM171 229L170 227H166ZM179 228V226H178ZM37 229V228H36ZM50 229V228H49ZM53 229V227L51 228ZM59 229V228H58ZM125 229V228H124ZM191 229V228H190ZM201 229V228H200ZM67 230V229H65ZM70 230V229H68ZM80 230V229H79ZM78 230V231H79ZM126 230V229H125ZM123 231L125 234H127L129 231L128 229ZM154 230V229H152ZM198 230V229H197ZM39 231V230H38ZM56 231V228H55ZM71 231V230H70ZM75 232V230H73ZM72 231V232H73ZM97 231V230H96ZM110 232L109 230H107ZM121 231V232H122ZM135 231V230H134ZM180 231V230H179ZM195 231V230H194ZM80 232V231H79ZM77 232V233H79ZM102 232V231H101ZM107 232V233H108ZM120 232V231H119ZM132 232V231H131ZM208 232V231H207ZM65 233V232H64ZM83 233V232H82ZM97 233V232H96ZM99 233V230H98ZM130 233V232H129ZM128 233V234H129ZM134 233V232H133ZM139 233V234H140ZM156 233V231H155ZM159 233V232H157ZM192 233V232H191ZM205 233V232H204ZM5 234V233H4ZM36 234V233H35ZM39 234V233H38ZM54 234V233H53ZM58 234V233H57ZM66 231V235H67ZM104 234V233H103ZM110 234V233H109ZM107 234V235H109ZM123 233H121L122 235ZM127 234V235H128ZM131 234V233H130ZM139 235V237L141 236ZM151 235V233H148ZM180 234V232H179ZM208 234V233H207ZM60 235V234H59ZM62 235V234H61ZM65 235V234H64ZM88 235V234H87ZM98 235V234H96ZM94 235V236H96ZM106 235V234H105ZM104 235V236H105ZM118 235V234H117ZM126 235V237H127ZM145 235V234H143ZM149 235V236H150ZM183 235V233H182ZM40 236V234H39ZM47 236V235H46ZM58 236V235H57ZM73 235H70V237ZM103 236V235H102ZM103 236V237H104ZM111 236V235H109ZM108 236V237H109ZM124 236V235H123ZM122 236V237H123ZM129 236V235H128ZM154 236V235H153ZM151 235L149 240H143L144 243L142 245L150 246V245H157L160 244V238H155ZM157 236V235H156ZM178 236V235H177ZM185 236V235H183ZM190 236V235H189ZM34 237V236H33ZM36 237V236H35ZM42 237V236H40ZM45 237V235H44ZM60 236L57 237L59 239ZM62 237V236H61ZM60 237V240L62 239ZM65 237V236H64ZM63 237V238H64ZM81 237V236H80ZM121 237V236H120ZM133 237V236H131ZM163 237V236H162ZM161 237V239H162ZM173 237V236H172ZM195 237V236H194ZM37 238V237H36ZM106 238V237H104ZM130 239V237H128ZM142 238V237H141ZM149 238V237H148ZM171 238V237H170ZM181 241L182 237H178ZM186 238V237H184ZM183 238V239H184ZM205 238V236H204ZM207 238V237H206ZM31 239V238H30ZM115 239V238H114ZM132 239V238H131ZM213 239V238H212ZM34 240V239H33ZM33 240L29 241L32 242ZM44 240V238H43ZM64 240V239H62ZM61 240V242H62ZM69 240V239H68ZM98 240V239H97ZM136 240V239H135ZM167 239H163L162 241L168 242ZM190 239H187V241ZM195 240V239H194ZM199 240V239H197ZM37 240L36 242H38ZM45 241V240H44ZM59 241V240H58ZM74 241V240H73ZM83 242V240H80ZM87 241V240H86ZM131 241V240H130ZM139 241V240H138ZM171 239L169 240V243ZM176 241V240H175ZM24 242V241H23ZM35 242V240H34ZM33 242V243H34ZM35 242V244H36ZM48 242V241H47ZM56 242V241H55ZM57 242V243H61ZM81 242V243H82ZM135 243L137 241H134ZM140 242V241H139ZM189 242V241H188ZM191 242V241H190ZM27 243V242H26ZM25 243V244H26ZM40 243V241H39ZM38 243V244H39ZM45 243V242H43ZM52 243V242H51ZM49 242V245L51 244ZM73 243V242H72ZM77 243V242H76ZM104 243V242H103ZM120 243V242H119ZM126 243V242H125ZM132 243V242H131ZM177 243V242H176ZM184 243V242H183ZM196 243V242H195ZM205 243V240L203 242ZM28 244V243H27ZM42 245V243H40ZM58 244V245H59ZM85 244V243H84ZM111 244V242H110ZM138 244V243H136ZM140 244V243H139ZM138 244V245H139ZM162 244V243H161ZM211 245L212 243H208ZM45 245V244H44ZM52 245V244H51ZM56 245V243H55ZM54 245V247H55ZM65 245V244H64ZM77 245V244H76ZM130 245V244H129ZM141 244L139 246H142ZM179 245V244H178ZM177 245V246H178ZM186 251H180L177 256L172 257L173 260L171 263H168L167 259L164 257H161L159 255H154L155 259L152 264H196L197 262L191 261V259H194L197 257H192L194 254H198L201 249L199 246H193L192 244H186ZM216 245V244H215ZM27 246V245H26ZM32 246V245H31ZM48 246V244H47ZM74 246V245H73ZM104 246V245H103ZM106 246V245H105ZM124 246V244H123ZM138 246V248H139ZM163 246V245H162ZM172 244H170V247ZM184 246V245H183ZM29 247V246H27ZM26 247V248H27ZM46 245L44 246V248ZM62 247V246H61ZM60 247V248H61ZM93 247V246H92ZM95 247V246H94ZM208 247V246H207ZM219 247V248H220ZM22 248H24L22 246ZM43 248V249H44ZM49 248V246H48ZM74 248V247H73ZM97 247H95L96 249ZM107 248V247H105ZM116 248V246H115ZM118 248V247H117ZM121 248V247H120ZM163 248V247H162ZM176 248V247H174ZM218 248V250H219ZM25 249V248H24ZM24 249H22L24 251ZM33 249V250H32ZM29 251H26L27 254L32 253L36 249H38V246L33 247ZM42 249V250H43ZM49 249H53L49 248ZM57 249V248H56ZM94 249V250H95ZM99 249V248H98ZM114 249V248H113ZM140 249V248H139ZM143 249V248H142ZM159 252H162L161 248H157ZM166 249V248H165ZM167 249H170L167 247ZM180 249V248H178ZM209 249V248H207ZM21 250V249H20ZM90 250V249H89ZM108 250V249H107ZM120 249H118L119 251ZM147 250V249H146ZM145 250V251H146ZM151 251V248L148 249ZM157 250V251H158ZM37 251V250H36ZM46 251V250H45ZM101 251V250H99ZM113 251V250H112ZM141 251V250H136ZM155 251L154 253H156ZM178 251V250H177ZM207 251V250H206ZM206 251L204 252L206 254ZM17 252V251H16ZM96 252V250H95ZM103 252V251H102ZM153 252V251H151ZM171 252V251H169ZM176 252V251H175ZM42 253V251L40 252ZM49 253V252H48ZM105 253V252H104ZM103 253V255H104ZM108 253V251H107ZM129 253V252H128ZM131 253V252H130ZM139 253V252H137ZM143 253V252H142ZM148 253H150L148 251ZM168 253V252H167ZM203 253V255H204ZM19 254V253H17ZM34 254V253H33ZM50 254V253H49ZM113 254V253H112ZM126 254V252H125ZM134 254V253H133ZM169 254V253H168ZM215 254V253H214ZM218 254V253H217ZM21 255V254H20ZM35 255V254H34ZM96 255V254H95ZM106 255V254H105ZM104 255V256H105ZM44 256V255H43ZM93 256V254H92ZM91 256V257H92ZM98 256V255H97ZM100 256V255H99ZM108 255H106L107 257ZM201 256V255H200ZM217 256V255H216ZM29 257V256H28ZM30 257H32L30 255ZM111 257V256H110ZM115 257V256H113ZM117 257V256H116ZM119 257V256H118ZM129 257V256H127ZM169 257V255H168ZM204 257V256H203ZM14 258V257H12ZM19 258V257H17ZM97 258V257H96ZM126 258V256H125ZM134 259L133 257H131ZM148 258V257H147ZM174 258V259H173ZM216 258V257H215ZM227 259V262L225 259ZM99 259V258H98ZM131 259V260H132ZM202 259V258H201ZM211 259V258H210ZM16 260V259H14ZM18 260V259H17ZM117 260V259H116ZM122 260V259H121ZM130 260V259H129ZM130 260V261H131ZM135 260V259H134ZM153 260V259H152ZM198 260V259H197ZM205 260V259H204ZM213 260V259H212ZM150 261V260H149ZM207 261H211L208 260ZM10 262V261H9ZM20 262V261H19ZM122 262V261H121ZM124 262V261H123ZM129 262V261H128ZM136 264L135 261H132ZM60 263V262H59ZM119 263V262H117ZM125 263V262H124ZM130 263V262H129ZM131 263V264H133ZM204 263V262H203ZM19 264V263H18ZM27 264V263H26ZM56 264V263H55ZM61 264V263H60ZM106 264V263H105ZM128 264V263H127ZM141 264V262H140ZM144 264V263H143ZM199 264V263H198ZM202 264V263H201ZM208 264V263H207Z\"/></svg>",
    "mask_w": 264,
    "mask_h": 264
},
{
    "label": "rangeland",
    "instance_id": "374dc122",
    "mask_svg": "<svg viewBox=\"0 0 264 264\" xmlns=\"http://www.w3.org/2000/svg\"><path fill=\"white\" fill-rule=\"evenodd\" d=\"M2 1V2H1ZM7 1V0H6ZM4 0H0V6H2L5 9V13L2 15H0V22L2 23H6L7 26H11L16 24V22H19V20L22 21H26L29 20L28 17L26 16H22L21 14L26 13V12H21L17 11L19 9H17V7L14 9V5H7L4 6L3 3L6 2ZM14 1V0H13ZM13 1H8L6 3H13ZM253 2H255L258 6L262 7L264 6V0H252ZM261 1V2H260ZM15 3V1H14ZM166 2H164L163 4L166 5L168 8H170L171 6L168 4H165ZM8 7H13L10 10H8ZM17 9V10H16ZM15 10V11H14ZM11 11V13H10ZM14 11V12H13ZM9 12V13H8ZM20 12V14H19ZM243 13V14H242ZM242 15H249L246 11H242L241 12ZM10 15V16H9ZM17 15H21L22 17H20L19 19H16V17H18ZM159 15V16H158ZM160 17V18H159ZM165 17V18H164ZM4 18V19H1ZM155 18L156 20L159 22V25L161 24V28H167L169 23L167 22V16L164 12L161 11H157L155 12ZM9 19V20H8ZM12 19V20H11ZM186 19V18H184ZM60 21L61 19L57 16L52 17V20L49 22V26H52L54 23ZM4 21V22H3ZM15 22V23H14ZM53 22V23H52ZM230 22V23H229ZM13 23V24H12ZM52 23V24H51ZM165 23V24H164ZM167 25V26H166ZM210 25H212V22L210 21H202V28L203 30L199 31V34L196 35L194 34L196 37L197 36H202L205 37L204 35H206L208 33V27H210ZM215 25L221 26V27H225L227 30L233 32L232 30H234V32L239 31L241 33H243V39L244 41L246 39L251 40H255V45H257L256 48L261 49L264 46V38H258L255 36V34L253 33V29H249V33L247 34V30H243V28L239 27V25H237L236 23H233L232 21H225L224 23L222 22L221 25L220 23H216ZM225 25V26H224ZM228 25V26H227ZM231 27H230V26ZM205 26V27H204ZM178 27V26H177ZM234 27V28H232ZM185 31V32H184ZM179 32L181 33V35H187L190 36L191 34H187V29L185 28H179ZM203 32V33H201ZM205 32V33H204ZM245 32V33H244ZM247 34V36H246ZM209 34L206 35L205 40H208L207 42L205 41L206 45H212L213 48L215 46V44L218 41V37L217 35H213V38L208 36ZM192 36V35H191ZM245 36V37H244ZM212 38V39H211ZM256 38L258 40H256ZM188 39V38H186ZM211 39V40H210ZM263 39V40H262ZM11 41V40H9ZM216 43H215V42ZM231 41V40H230ZM214 42V43H213ZM229 42V41H227ZM227 42L225 41H220L218 43V47L219 50H223L226 45H229ZM261 42V43H260ZM263 42V43H262ZM235 43V42H234ZM198 43H190V42H186L184 44H182L179 47H175L172 48L171 50L173 52H171L172 56H174V58L179 59L178 61L182 64V65H186L193 68H196L198 62H199V57L198 56H202V57H206L207 52H205L203 54V47L199 49ZM261 44V45H260ZM197 45V46H196ZM225 45V46H224ZM187 46V49H186ZM191 48H188L190 47ZM200 46V45H199ZM196 47V48H195ZM198 47V48H197ZM201 47V46H200ZM202 49V50H201ZM237 49V48H236ZM240 49V48H239ZM175 50V51H174ZM193 50V51H192ZM195 50V51H194ZM238 50V49H237ZM192 51V52H191ZM183 52V53H181ZM190 52V54L192 55V57L186 58V55ZM201 52V54H200ZM236 52V51H235ZM199 58H197L196 56ZM236 54V53H235ZM176 55V57H175ZM190 55V56H191ZM180 56V57H179ZM185 58H184V57ZM178 57V58H177ZM183 57V59H182ZM196 58V59H195ZM195 59V60H194ZM64 60V59H63ZM55 62V63H53ZM52 65L56 64V58H53V60L51 61ZM63 63V62H62ZM82 64V65H78L76 67L72 66H60L59 68L57 66H52L53 68L63 72L61 76V78H59V80H61L60 82H58L57 84H53L52 82V78H49V74H47L44 71H34V66H28L25 69V72H29L28 75L26 76V79L22 81V79H20V83H15L12 81H8V80H2L0 82V264H131L133 263L132 261H135L136 264H152L154 262L155 256L154 255H159L161 257H165L168 261V263H171L173 260L171 259L174 256H177L179 254V252L182 250L186 251V244H194L193 246H199L201 251L198 254H194L192 255L191 258L193 257H197L194 259H191V261L193 262H197L196 264H212L213 262H217V263H223V259L220 256L224 255V251L223 249H221V247L215 242V236L216 233L213 231V227H218V228H222L223 225V221L220 220L217 217H213L210 214H205L200 208H201V200L199 199L200 195L203 194L204 191H202L201 189L195 191L193 187V185L190 187L191 191H195L190 192V196L189 199L192 200V203L187 204L186 206H182V201L181 199H184L186 196L184 195V193L186 192L187 187H183L182 189H185L184 192L181 194L178 193H174L172 195V193L170 194V190H167L168 186L173 185L172 181L170 180L171 175L173 177H175V179H177V176L180 175L182 171H184L186 173H191V170L195 169V166L193 165H188V166H184V164L182 165V163L179 164V167H167L161 163H157L155 162V158L151 157L148 154L146 155V152H144L143 150H139L138 148V143L135 145L136 141H137V133L136 132H131V136L127 134L128 131V126L127 124L130 123V120L132 118V116L139 110H142L143 113H149V112H158V108L160 107L161 103H157L159 104L158 106L151 102V106L149 108H147L150 103L149 101H152V95L156 92H162L163 91V85L166 82V77L167 76L165 71L159 70V68L154 65L153 63H150V68L149 70H142V69H135L133 67H131L130 69L126 70V74L124 76H120V80H127V81H123L121 83V81L119 83H114L110 86V90L106 89L105 87H103L102 85H104L102 82L99 83H95L97 85H93L90 84L89 82L87 83H80V77H85L87 75L88 72H93L94 71V65L89 62ZM210 63V64H209ZM64 64V63H63ZM209 64V65H208ZM85 65V67H84ZM184 65V66H185ZM208 67H207V66ZM206 65L203 67L205 73L204 75H206V79H208V81H210L211 83V88L206 87L203 88L202 90L206 91L205 93L208 96H211L214 98L213 103L218 102V100L215 98L216 96L214 95L215 89H213L214 84H216L215 82V78H216V73L215 75H213L214 70L216 72V70L218 69V67L214 64L211 63L210 61L206 60ZM51 66V64H50ZM91 68L92 69H87ZM153 66V67H152ZM57 67V68H56ZM71 67V68H70ZM78 67V68H77ZM216 67V68H215ZM73 68V70H72ZM207 68V69H206ZM210 68V69H209ZM213 68V69H212ZM33 69V70H32ZM86 69V70H85ZM28 70V71H27ZM32 70V71H31ZM69 70V71H67ZM91 70V71H90ZM133 70H135L134 72H137V76L136 73L133 72ZM142 70V71H141ZM158 72H157V71ZM210 72H209V71ZM75 71V72H74ZM78 71V72H77ZM138 71H139V75H138ZM209 74H207L208 72ZM212 71V73H211ZM36 72V73H35ZM44 72V73H43ZM81 72V73H80ZM142 72V73H141ZM207 72V73H206ZM32 73V74H30ZM66 73V74H65ZM73 73V74H72ZM83 74L82 76L79 75ZM90 74V73H88ZM155 74V75H154ZM68 78H67V76ZM73 77H72V76ZM151 75V76H149ZM162 75V77L160 76ZM203 74L195 77L197 80H202V78L204 77ZM25 76V75H24ZM42 76V77H41ZM71 76V77H70ZM78 80H76L77 78ZM132 76V77H131ZM135 76V77H134ZM159 76V77H158ZM66 77V78H65ZM133 77L135 78V81L133 79ZM138 77V78H136ZM210 77V78H209ZM214 77V79H213ZM64 78V79H62ZM75 78V80H74ZM124 78V79H122ZM132 78V79H131ZM130 79V80H129ZM154 79V81H153ZM161 79V80H159ZM31 82H30V81ZM44 80V81H43ZM58 80V81H59ZM63 80V81H62ZM135 85H133L134 83ZM17 82V81H16ZM39 82V83H38ZM131 82V84H130ZM156 82V83H155ZM10 83V84H9ZM12 83V84H11ZM30 83V84H29ZM32 83V84H31ZM49 83V84H48ZM148 83V86H147ZM152 83V84H150ZM158 83V84H157ZM214 83V84H213ZM37 84V85H36ZM72 86H71V85ZM85 84V85H84ZM87 84V85H86ZM129 86H127V85ZM154 84V85H153ZM3 85V86H2ZM9 85V86H8ZM23 85V86H22ZM68 85V86H67ZM76 85V86H75ZM130 85L132 87H130ZM2 86V87H1ZM18 86V87H17ZM27 88H25V87ZM37 86V87H36ZM39 86V87H38ZM71 86V87H70ZM80 86V87H79ZM87 86V87H86ZM92 86V87H91ZM143 86V87H142ZM145 86H147V88H145ZM150 86V87H149ZM154 86V87H153ZM36 87V88H35ZM49 87V88H48ZM67 87V88H66ZM120 87L122 89L119 90ZM135 87V88H134ZM19 88V89H18ZM41 88H45L47 91L46 93H42L40 94L39 91H41ZM66 88V90H65ZM92 89V90H87V89ZM131 88V89H130ZM142 88V89H141ZM143 88L146 90H143ZM174 90H178L177 87H174ZM9 89V90H8ZM53 89V90H52ZM63 89L65 91H63ZM73 89V90H71ZM98 89V90H97ZM136 91H135V90ZM206 89V90H205ZM213 89V90H212ZM22 90V91H20ZM29 90V91H27ZM63 92H62V91ZM70 90V91H69ZM84 90V91H83ZM96 90V91H94ZM114 90V91H112ZM118 90V93L115 92ZM129 90V91H128ZM140 90V91H139ZM151 90V91H148ZM208 90V91H207ZM9 91V92H8ZM61 91V92H60ZM81 91V92H80ZM87 91V92H86ZM99 91V92H97ZM121 91V92H119ZM125 91V93H124ZM128 91V92H126ZM154 91V92H153ZM55 92V93H54ZM66 92V93H64ZM89 92V93H88ZM114 92V93H113ZM147 94L144 95V93ZM213 92V93H212ZM3 93V94H2ZM9 93V94H8ZM16 93H18L16 95ZM58 93V94H56ZM79 93V94H78ZM108 93V94H107ZM118 95H117V94ZM124 93V94H122ZM127 93V94H126ZM6 94V95H5ZM65 94V95H64ZM71 94V95H70ZM92 94V95H91ZM105 94H107V96H105ZM115 94V95H114ZM121 94V96H120ZM3 95V96H1ZM5 95V97H4ZM10 95V96H9ZM42 95V96H41ZM55 95V96H54ZM77 95V96H76ZM104 95V96H103ZM126 97V99L123 97ZM138 95V96H137ZM141 95L142 97L140 98ZM20 96V98L18 97ZM49 96V97H47ZM68 96V97H67ZM81 96V97H80ZM90 98H89V97ZM117 96V97H116ZM131 96V97H130ZM144 96V97H143ZM63 97V99H62ZM80 98V100H77ZM85 97V98H84ZM105 97V98H104ZM121 97V98H120ZM130 97V98H128ZM136 97L140 98L139 101L136 99ZM5 98V99H4ZM69 98V99H68ZM71 98H74L75 100L72 101ZM123 98V99H122ZM133 98V99H132ZM20 99V100H19ZM40 99V100H39ZM49 99V100H48ZM51 99V100H50ZM54 99V100H53ZM60 99V100H58ZM93 99V101L91 100ZM101 99V100H100ZM114 99V100H113ZM117 99V100H116ZM121 99V101L119 100ZM125 99V102H124ZM135 99V100H134ZM44 100V101H43ZM62 100L65 102H63L64 107L66 109H63L64 107L61 106L62 104ZM70 100V102H69ZM84 100V101H83ZM137 100V101H136ZM217 100V101H216ZM220 100V99H219ZM58 102L56 107L54 102ZM114 101V102H111ZM127 101H130L127 103ZM131 101L133 103H131ZM37 102V103H35ZM42 102V103H41ZM74 102V103H72ZM77 102V103H76ZM81 102V103H80ZM84 102V103H83ZM89 102V103H88ZM99 103V107L98 104ZM121 102V103H118ZM124 102V104H122ZM136 102V103H135ZM146 102V103H145ZM176 104H175V103ZM5 105H4V104ZM17 103V104H16ZM34 103V104H31ZM39 103V104H38ZM83 103V104H82ZM111 103V104H110ZM116 103V104H114ZM127 103V104H126ZM135 103V104H134ZM169 103H171L172 105H175L177 107L182 106V101L179 100V98H175L172 101L170 100ZM25 104V105H24ZM30 104V106H29ZM67 104H69L67 106ZM73 104V105H72ZM82 104V106H81ZM85 104V105H84ZM103 104V105H102ZM105 104V105H104ZM121 104V105H120ZM126 104V105H125ZM139 104V105H138ZM141 104V105H140ZM148 106H147V105ZM3 105V106H2ZM22 105V106H21ZM51 105V106H50ZM93 105V106H92ZM109 105V106H108ZM120 105V106H119ZM137 105V106H136ZM180 105V106H179ZM187 105V109H181L179 108V116L180 118L184 121V127L185 129L183 131H185V134L182 132L180 134V136L182 137V139L185 141V143H187L188 145L192 144H199L197 143L198 141L202 142V144L205 146H207L208 151L210 152V154H215L214 151H218L216 152L217 154L220 155L221 161L222 163H220L218 160L219 159H215L213 162V168L208 166L207 161L201 163L200 165V170L201 172L205 175V184L206 187L209 189V191L213 192V189L215 190H221L220 184L222 182L223 177H221L223 174H225L224 172H226L227 176L230 177L229 180L232 177H235V170L238 171L237 167H233L235 165L233 164H227L226 166H224V159L226 157V150H227V137H222L223 135H220L218 133V130L215 128V124L219 122V124L221 126H230L233 125L235 127H237V121H235L234 119L232 120L229 119L230 117H225V114H222L221 112H213V108L210 107V105L208 104V102H204L197 105H193L192 103H188ZM190 105V107H189ZM72 108L70 109L69 108ZM74 106V107H73ZM79 109H77V107ZM92 106V107H91ZM104 106V107H103ZM111 106V107H110ZM122 106V107H121ZM131 106V108H130ZM135 106V107H134ZM153 106V107H152ZM157 106V107H156ZM204 106V107H203ZM32 107V108H31ZM68 107V108H67ZM82 107V108H80ZM134 107V108H133ZM208 107V108H207ZM16 108V109H14ZM22 108V109H21ZM57 108V109H56ZM87 108V109H86ZM90 108V109H89ZM99 108V109H98ZM108 108V109H107ZM111 108V109H110ZM114 108V109H113ZM122 108V109H121ZM128 108V110H127ZM130 108V109H129ZM133 108V109H132ZM138 110H137V109ZM142 108V109H141ZM145 108V110H144ZM147 108V109H146ZM154 108V110L152 109ZM198 108V110H197ZM28 111H26V110ZM46 109V110H45ZM51 109V110H50ZM59 109V110H58ZM89 109V110H88ZM124 109V110H123ZM128 111L130 113H127L126 111ZM132 109V110H131ZM152 109V110H151ZM203 109V110H201ZM204 109H206L204 111ZM43 110V112L41 113V111ZM83 110V111H82ZM105 110V111H104ZM111 110V111H110ZM119 110V111H118ZM23 113H22V112ZM36 114H35V112ZM37 111L39 113H37ZM46 111L48 113H46ZM55 111V113H54ZM98 111V113H97ZM105 113H104V112ZM116 111H118L116 113ZM132 111V112H130ZM147 111V112H146ZM182 113H181V112ZM210 111H212L210 113ZM5 112V113H4ZM21 112V113H20ZM26 112V113H25ZM32 112V113H31ZM64 112V113H63ZM89 112V113H88ZM125 112V113H124ZM135 112V113H134ZM50 113V114H49ZM63 113V114H62ZM94 113V114H93ZM104 113V114H102ZM112 113V115L110 114ZM121 113H124L121 116ZM193 113V114H192ZM205 113V114H204ZM216 113H218L216 115ZM48 114V115H47ZM69 114V115H67ZM79 114H81L79 116ZM84 114V115H83ZM114 114V115H113ZM118 114V115H117ZM127 114V115H126ZM133 114V115H132ZM183 114V116H182ZM189 114V115H188ZM196 114V115H195ZM207 114V115H206ZM221 116H220V115ZM56 115V116H55ZM77 115V116H76ZM88 115V116H87ZM185 115V116H184ZM198 115V116H197ZM201 115V116H200ZM207 117H206V116ZM219 115V116H218ZM23 116V117H22ZM85 116V117H83ZM87 116V117H86ZM104 116V117H103ZM108 116V117H107ZM115 116V117H114ZM125 116V117H123ZM196 116V117H195ZM210 116V117H209ZM17 117V118H15ZM25 117V118H24ZM75 117V118H74ZM101 117V118H99ZM117 117V118H116ZM205 117V118H204ZM213 117V118H212ZM214 117L216 118V121L214 119ZM15 118V119H14ZM19 118V119H18ZM52 118V119H51ZM62 118V119H60ZM68 120H67V119ZM73 118V119H72ZM78 118V119H76ZM82 118V119H81ZM85 118V119H83ZM116 118V119H115ZM191 118V119H190ZM197 118V120L195 119ZM201 118V119H200ZM210 118V120H209ZM32 119V120H31ZM47 119V120H46ZM49 119V120H48ZM51 119V121H50ZM75 119V120H74ZM97 119V120H96ZM100 119V121H98ZM107 119V120H106ZM118 119V120H117ZM126 120L125 125L122 123V121ZM193 119H195L196 121H194ZM207 119V120H205ZM214 119V120H213ZM218 119V120H217ZM11 120V121H10ZM25 120V121H24ZM30 120V121H29ZM42 120V121H41ZM58 120V122H57ZM61 120V121H60ZM114 122H113V121ZM121 121V124L120 121ZM18 121V122H17ZM22 121V122H21ZM44 121V123H43ZM50 121V122H49ZM73 122L72 124L69 122ZM90 121V123H89ZM112 121V122H111ZM116 121V122H115ZM119 121V122H117ZM201 121V122H199ZM225 121V122H224ZM233 121H235V123H233ZM42 122V124H41ZM68 122V123H67ZM103 122V123H102ZM107 122V123H106ZM206 122H209L206 124ZM214 122V123H213ZM15 123V126H14ZM19 123V124H18ZM39 123V124H38ZM197 123V124H196ZM8 124V126H7ZM12 124V125H10ZM45 124V126H44ZM55 124V125H54ZM102 124V125H101ZM110 124V125H108ZM199 124V125H198ZM206 124V125H205ZM210 124V125H209ZM23 125V126H22ZM37 125V126H36ZM48 125V126H47ZM59 125V127L57 126ZM86 127V129H83L84 126ZM95 125V126H94ZM108 125V126H107ZM113 125V126H112ZM202 125V126H201ZM12 126V127H10ZM17 126V128H16ZM22 126V127H21ZM82 126V127H81ZM104 126L107 128H104ZM121 127L120 131L121 134L119 136H116V138L114 139V141L112 143L109 144H94V142H99V140H105L107 137V135H110L109 133L116 127ZM199 126V127H198ZM206 126V127H205ZM210 126V127H209ZM9 127V128H8ZM48 127V128H47ZM58 127V128H56ZM95 127V128H94ZM127 127V129H126ZM56 128V130H55ZM110 128V129H109ZM201 128V129H200ZM203 128V129H202ZM211 128V129H209ZM10 129V130H9ZM25 129V130H24ZM28 129V130H27ZM41 129V130H40ZM83 129V130H82ZM92 129V130H91ZM103 129V130H102ZM106 129V130H104ZM190 129V130H189ZM13 130V131H12ZM80 130V131H78ZM82 130V131H81ZM192 130V131H191ZM22 131V132H21ZM44 131L47 133L45 134ZM70 131H72L73 133H70L67 135V133ZM75 131V133H74ZM98 133H97V132ZM104 133H101V132ZM108 131V134H107ZM123 131V132H122ZM207 131V132H206ZM212 131V132H211ZM25 132V133H24ZM40 132V133H39ZM77 132V133H76ZM94 132V133H93ZM96 132V133H95ZM38 133V134H37ZM136 133V134H135ZM186 133H189L186 135ZM213 133V134H212ZM3 134V135H2ZM65 134V135H63ZM87 134V136H86ZM96 134V135H95ZM99 134V135H98ZM102 134V135H101ZM135 134V135H132ZM219 134V135H218ZM41 135V136H40ZM62 135V136H61ZM89 135V136H88ZM101 135V136H100ZM185 135V136H184ZM209 135V136H208ZM212 135V136H211ZM13 136V139H11V137ZM23 137L25 139L21 140L20 137ZM39 136V137H38ZM95 136V137H94ZM107 136V137H105ZM131 139H133L134 137V141L135 143L131 144V141L134 142L133 140L129 139L130 137ZM189 137V140L187 137ZM82 137V138H81ZM102 137V138H101ZM180 137V139H181ZM220 137V138H219ZM3 138V139H2ZM84 138V139H83ZM85 138H89V140L85 139ZM95 138V140H91V139ZM179 138V137H178ZM186 138V140H185ZM19 141H18V140ZM26 139H28L26 141ZM37 139H39L40 141H38ZM44 139V140H43ZM54 139L56 141H54ZM76 139V140H75ZM181 139V140H182ZM196 139V140H195ZM202 139V140H200ZM212 139V140H211ZM221 139V142L220 140ZM223 139V140H222ZM12 140V141H11ZM14 140V142H13ZM17 140V141H16ZM35 140V141H34ZM91 140V141H90ZM182 140V141H183ZM192 140V141H191ZM194 140V142H193ZM24 141V142H23ZM38 141V142H37ZM51 141V142H50ZM54 141V142H52ZM89 141V142H87ZM234 139H230V145L237 148L238 147V151L241 152V144L239 141H236ZM27 142L29 145H26ZM61 142V143H59ZM138 142V141H137ZM207 142V144H206ZM19 143L21 144L19 146ZM34 143V144H33ZM40 143V145H39ZM56 143H59L57 145H55ZM69 143V144H68ZM84 143V144H83ZM117 143V144H116ZM5 144V145H3ZM12 144V145H11ZM37 144V145H36ZM65 148H63V146ZM65 144V145H64ZM69 145V149H68V145ZM82 144V145H81ZM115 144V145H114ZM212 144V145H211ZM48 145V146H47ZM73 146V147H70ZM118 145V146H117ZM126 145V146H125ZM134 145V147H133ZM211 145V147H210ZM18 146V147H17ZM34 146V148L32 147ZM87 146V147H86ZM114 146V147H113ZM216 146V147H215ZM218 146V147H217ZM20 147V148H19ZM29 147V148H28ZM77 147V148H76ZM137 147V148H136ZM214 147V148H213ZM223 147V149H222ZM9 148V149H8ZM18 148V149H17ZM48 148V149H47ZM79 148V149H78ZM81 148V149H80ZM133 148V149H132ZM213 148V149H212ZM37 149V150H36ZM51 149V150H50ZM71 149V150H70ZM78 149V150H77ZM119 149V150H118ZM121 149V150H120ZM226 149V150H224ZM3 150V151H1ZM9 150V151H8ZM26 150V151H25ZM41 150V151H40ZM46 150V151H45ZM48 150V153H47ZM64 150V151H62ZM77 150V151H76ZM87 150V151H86ZM133 150V151H132ZM214 150V151H213ZM224 152H223V151ZM17 151V152H16ZM51 151V152H49ZM58 151L59 153H56ZM68 151V152H67ZM105 151V152H104ZM5 152V153H4ZM22 152V153H21ZM46 152V153H45ZM66 152V153H65ZM107 152V153H106ZM114 152V153H112ZM221 152V154H220ZM139 155H137V154ZM40 154V155H39ZM90 154V155H88ZM126 154V155H125ZM76 155V156H75ZM85 155V156H83ZM129 157H128V156ZM137 158H135L136 156ZM5 156V157H4ZM14 156V157H13ZM113 159H112V157ZM119 156V157H118ZM147 157L148 159H150V161L148 159H145L144 157ZM3 157V158H1ZM84 157V158H82ZM108 157V158H107ZM132 157V158H131ZM143 157V158H142ZM8 158V159H7ZM29 160H28V159ZM78 158V160H77ZM82 158V159H81ZM223 158V159H222ZM16 159V160H15ZM45 159V160H44ZM116 161H115V160ZM129 159V160H128ZM132 159V162H130ZM4 160V161H3ZM32 160V161H31ZM69 160V161H68ZM82 162H81V161ZM105 160V161H104ZM217 160V161H216ZM8 163L6 165V163ZM19 161H21L22 163H20ZM24 161V162H23ZM74 161V162H73ZM105 163H104V162ZM125 161V162H123ZM144 161H147V163ZM43 162V163H42ZM67 164H66V163ZM89 162V163H88ZM91 162H93L91 165H89ZM130 162V163H129ZM142 162L141 164H138ZM150 162V164H149ZM218 162V163H217ZM24 164V166H22ZM77 163V164H76ZM87 163V165L85 164ZM108 163H110V167L108 165ZM117 163V164H116ZM131 166H129V164ZM134 163V164H133ZM157 163V165H156ZM220 163V164H219ZM28 164V168L27 165ZM70 166H69V165ZM74 164H76V167L74 166ZM85 164V165H84ZM121 164V165H120ZM125 164V167H123ZM138 164V165H137ZM84 165V166H83ZM99 165V166H98ZM112 165V166H111ZM136 165V166H135ZM146 165V166H144ZM233 169H231L229 166ZM233 165V166H232ZM22 166V168H20ZM30 166V167H29ZM46 166V168H45ZM60 166V167H59ZM63 166V167H62ZM117 168H116V167ZM151 166V167H150ZM205 166V167H204ZM220 166V167H218ZM222 166V167H221ZM26 167V168H25ZM57 167V168H56ZM75 167V168H74ZM102 167V168H101ZM114 167V168H112ZM120 167H122L120 169ZM149 167V168H148ZM164 167V169L162 168ZM35 168V169H34ZM87 168V170H86ZM90 168V169H89ZM130 168V169H129ZM135 168V169H134ZM210 168V169H209ZM223 168V169H222ZM3 169V171L1 170ZM9 169V171H8ZM30 169V170H29ZM56 169V170H55ZM118 172L120 175H118ZM129 169V171H127ZM153 172H152V170ZM177 169V170H175ZM189 169V170H188ZM205 169V170H204ZM235 169V170H234ZM7 170V172H6ZM92 170V171H90ZM127 172H126V171ZM138 170V171H137ZM140 170V171H139ZM161 170V171H160ZM180 170V171H178ZM216 170V171H215ZM30 171V172H29ZM61 171V173L59 174V172ZM67 171V172H66ZM79 171H82L81 173ZM85 172V176L83 175ZM88 171V172H87ZM112 171V172H111ZM124 171V172H123ZM144 171V172H142ZM151 171V172H150ZM163 171V172H162ZM9 172V173H8ZM22 172V173H21ZM26 172V173H25ZM32 172V173H31ZM43 172V173H42ZM74 172V173H72ZM114 172V173H113ZM126 172V174H125ZM139 172H142L140 174H137ZM161 172V173H160ZM7 173V174H6ZM29 173V174H28ZM31 173V174H30ZM34 173H35V177L38 178L36 179L34 177ZM42 173V174H39ZM78 173V174H77ZM113 173V174H112ZM172 173V174H171ZM217 173V174H216ZM9 174L11 176H9ZM38 174V175H37ZM47 174V175H46ZM50 174V175H49ZM74 174V175H73ZM81 174V175H80ZM92 174V175H90ZM142 174V175H141ZM216 174V176H215ZM6 175V177H5ZM45 175V176H44ZM73 175V176H72ZM83 175V176H82ZM124 175V177H123ZM146 177H144V176ZM159 175V176H158ZM2 176H4L2 178ZM19 176V177H18ZM53 176V177H52ZM89 176V177H88ZM131 176V177H130ZM149 176V177H148ZM159 177L158 179L156 177ZM232 176V177H231ZM24 177V178H23ZM76 177V178H75ZM86 177V178H85ZM103 177V178H102ZM128 177H130L129 180ZM14 178V179H13ZM125 180L122 181L121 179ZM149 178V179H148ZM166 178V179H165ZM245 178V177H244ZM243 178V179H244ZM45 179V180H44ZM106 179V180H105ZM110 179V181H109ZM112 179V180H111ZM137 181H136V180ZM139 179V180H138ZM179 179V177H178ZM14 180V181H13ZM16 180V182H15ZM77 180V182H76ZM86 182H85V181ZM117 180V182H116ZM134 182H133V181ZM150 180V182H149ZM158 180V181H157ZM160 180V181H159ZM164 180V181H163ZM38 181V182H37ZM43 181V182H42ZM47 181V182H46ZM81 181V182H80ZM101 181V182H100ZM122 181V182H121ZM127 181V182H126ZM131 181V182H130ZM153 181V182H152ZM169 184H168V182ZM214 181V182H213ZM11 182V183H10ZM42 182V183H41ZM57 182V183H56ZM67 184V186L64 184ZM84 182V183H83ZM95 184H94V183ZM111 184H110V183ZM121 182V183H120ZM135 182H138L135 184ZM160 182V183H158ZM164 182V183H163ZM264 176L262 177V185H263V191L258 192L256 190L253 191V194L250 195V198L253 202V204H249L248 206H245V208H247L245 211L247 212H255L257 213V211L261 212L262 210H264L262 207V204L264 203ZM38 183V184H37ZM56 183V184H55ZM88 183V184H86ZM219 183V184H218ZM18 184V185H17ZM23 184V186H22ZM25 184V185H24ZM51 184V185H50ZM59 184V185H58ZM109 184V186H108ZM115 184V186H114ZM139 184V185H138ZM143 184V185H142ZM145 184V185H144ZM203 182L200 183V185H202ZM21 185V188L19 186ZM38 185V186H37ZM40 185V186H39ZM58 185V186H57ZM168 185V186H167ZM210 185L212 187H210ZM219 185V187H218ZM45 186L48 188H45ZM54 186V187H53ZM92 186V187H91ZM114 186V187H113ZM34 187V188H33ZM82 187V188H81ZM95 187V188H94ZM97 187V188H96ZM109 187V188H108ZM113 190H112V188ZM117 187V188H115ZM166 191H164L165 189ZM177 187V186H175ZM216 187V188H215ZM249 187V186H248ZM8 188V189H7ZM19 188V189H18ZM54 188V189H53ZM57 188V189H56ZM80 188V190H79ZM88 188V189H87ZM123 188V189H122ZM128 189L129 192H126ZM141 188V189H140ZM154 188V189H151ZM17 189V190H16ZM24 189V190H23ZM26 189V190H25ZM34 189V190H32ZM44 191H43V190ZM52 189V190H51ZM96 191H95V190ZM111 189V191H110ZM149 189V190H148ZM158 189V190H157ZM13 190L15 192H13ZM70 190H72L73 192H71ZM85 190V191H84ZM102 190V191H101ZM104 190V191H103ZM126 190V191H125ZM147 190V191H146ZM163 190V191H162ZM223 190V189H222ZM35 191V192H34ZM53 191V192H51ZM70 191V192H69ZM94 191V193H93ZM158 191V192H157ZM168 193H165L167 192ZM177 191V190H175ZM9 192V194H8ZM18 194H17V193ZM26 194H25V193ZM44 192V193H43ZM57 192V193H56ZM81 192V193H79ZM88 193L86 195V193ZM91 192V193H89ZM101 192V193H100ZM111 192V193H110ZM118 192V193H117ZM125 192V193H124ZM132 192V193H131ZM163 192V193H162ZM199 192V193H198ZM6 195H5V194ZM21 193V194H19ZM67 193H70L69 196L66 195ZM97 193V195H96ZM117 193V194H115ZM124 193V194H123ZM56 194V195H55ZM75 194V195H74ZM85 194V197L83 196ZM92 194V195H91ZM106 194V195H105ZM126 194V195H125ZM139 194V195H138ZM151 194V195H150ZM162 194V196H161ZM261 194L263 196H261ZM20 195V196H19ZM29 195V196H28ZM64 195V196H63ZM94 195V196H93ZM120 195V197L118 196ZM128 195V198L125 196ZM167 195V196H166ZM28 196V197H27ZM31 196V197H30ZM41 196V198H39ZM55 196V197H54ZM58 196V197H57ZM72 196V197H71ZM101 196V197H100ZM117 196V197H116ZM172 196V197H171ZM183 196V197H182ZM195 196V197H194ZM262 198V200L260 199V197ZM73 197H77V198H73ZM105 197V198H104ZM114 197V198H113ZM181 199H179V198ZM198 197V198H197ZM15 198V199H14ZM18 198V199H16ZM25 198V199H23ZM46 198V199H45ZM66 198V199H62ZM139 201H138V199ZM156 198V199H155ZM162 198V200H161ZM175 200H172L174 199ZM30 199V200H29ZM61 199V200H60ZM77 199V200H74ZM113 199V200H112ZM122 199V200H121ZM133 199V200H132ZM143 199V200H141ZM146 199V200H145ZM28 200V201H27ZM41 200V201H40ZM47 200V201H46ZM51 200V201H50ZM73 200V201H72ZM97 200V201H96ZM109 200V202H108ZM117 200V202H116ZM160 200V201H159ZM170 200V201H169ZM177 200V201H176ZM196 200V201H194ZM199 200V201H197ZM3 201V202H2ZM27 201V202H26ZM36 201V202H35ZM91 201V202H90ZM107 201V202H106ZM113 201V202H112ZM128 203H127V202ZM131 201V202H130ZM174 201V202H172ZM258 203H256V202ZM8 202V203H7ZM30 202V203H29ZM43 202V203H42ZM47 202V203H46ZM55 202V203H54ZM67 202V203H66ZM116 202V203H115ZM153 202V203H152ZM159 202V203H158ZM260 202V203H259ZM33 205H32V204ZM37 203V204H36ZM60 203V204H59ZM70 203V204H69ZM81 205H80V204ZM122 203H126L127 205L125 206V204ZM147 207V211L145 204ZM156 203V204H155ZM169 203V204H168ZM172 203V204H171ZM51 204V206L49 207V205ZM57 204V206L55 205ZM77 204V205H76ZM83 204V205H82ZM114 204V205H113ZM142 204V205H140ZM161 204V205H160ZM166 204V205H165ZM18 205V206H17ZM37 207H35V206ZM43 205V206H42ZM70 205V206H69ZM92 205V206H90ZM96 207H95V206ZM156 205V206H154ZM172 205V206H169ZM174 205H176L175 208ZM236 207L239 208V210L237 211L236 214H239L243 207V204H237L235 203ZM252 205V207H251ZM253 205H255L253 207ZM20 206V207H19ZM47 206V207H46ZM80 206V207H79ZM114 208H113V207ZM136 206V207H135ZM168 206V207H167ZM190 206V207H189ZM4 207V209H3ZM12 207V208H11ZM22 207L24 208V210H22ZM26 207V208H25ZM46 207V208H45ZM52 207H55L56 210H54ZM65 209H64V208ZM75 207V208H74ZM83 207V209L81 208ZM85 207V208H84ZM95 207V209H94ZM109 207V208H108ZM139 207V208H138ZM143 207V209H142ZM167 207V208H165ZM183 209L184 212H182L181 208ZM185 207V208H184ZM250 207V208H249ZM16 208V209H15ZM21 208V209H20ZM45 208V209H44ZM68 208V209H67ZM71 208V210H70ZM90 208V210H88ZM107 208V209H105ZM112 208V209H110ZM118 208H121V210H118ZM141 208V209H140ZM145 208V209H144ZM154 208V209H153ZM156 208V209H155ZM168 208L170 211H168ZM252 208V209H251ZM10 209V210H9ZM26 209V210H25ZM62 209V211H61ZM101 209V210H100ZM109 209V210H108ZM117 209V210H114ZM125 209V210H124ZM128 209V212H127ZM153 209V210H152ZM163 209V210H162ZM167 209V210H166ZM177 209V210H176ZM6 210V211H5ZM8 210V211H7ZM28 210H30L28 212ZM33 210V211H32ZM52 210V211H51ZM70 210V211H69ZM113 210V211H111ZM133 210V211H132ZM149 210V211H148ZM152 210V212H151ZM159 210V211H158ZM160 210L162 212H160ZM168 212H166V211ZM175 210V211H174ZM197 210V211H196ZM16 211V212H15ZM27 211V212H25ZM47 211V212H46ZM55 211V212H53ZM66 213H65V212ZM75 213H74V212ZM91 213H90V212ZM122 211V212H120ZM124 211V212H123ZM127 213H126V212ZM165 211L166 214L169 215V217H165ZM191 211V212H190ZM60 212V214H59ZM65 217H63V215ZM84 212V214L82 213ZM86 212V213H85ZM93 212V213H92ZM102 212V213H101ZM106 213V215L103 213ZM135 212V213H134ZM162 214H160V213ZM174 212V213H173ZM200 212V213H199ZM14 213V214H13ZM43 213V214H42ZM79 213V215H78ZM88 213V214H87ZM101 213V214H100ZM118 213V214H117ZM148 213V214H146ZM160 216H159V214ZM202 213V214H201ZM5 214V215H3ZM25 214V215H24ZM62 216V218L59 216ZM66 214V215H65ZM69 214V215H67ZM76 214V215H75ZM82 214V215H81ZM102 215L104 216V218H102V216L99 218L100 222L97 221L98 220V216L96 215ZM124 214L127 215L124 217ZM133 214V215H130ZM151 214V215H150ZM176 214V215H175ZM14 215V216H13ZM75 215V216H74ZM92 215V216H91ZM117 215V216H115ZM122 217H121V216ZM136 217H135V216ZM156 215V216H155ZM166 215V216H168ZM173 215H175L176 217H174ZM205 215V216H204ZM21 216V217H20ZM41 216V217H40ZM59 216V217H58ZM67 216V217H66ZM70 216V217H69ZM87 218H86V217ZM139 216V218L137 217ZM173 216V217H172ZM182 216V217H181ZM13 217V218H12ZM36 217V218H34ZM82 217V218H81ZM129 217V218H128ZM141 217V218H140ZM147 217V218H146ZM165 217V219H164ZM250 217V216H248ZM31 218V219H30ZM61 218V219H60ZM70 218V219H69ZM126 218V219H125ZM128 218V219H127ZM133 220H131V219ZM139 221H137L136 220ZM148 219V221L146 222L143 219ZM171 218V219H170ZM180 218V219H178ZM8 221H7V220ZM37 219V220H36ZM40 219V220H39ZM92 219V221L90 220ZM95 221H94V220ZM104 219V220H103ZM109 219V220H108ZM130 219V220H129ZM153 219V220H152ZM162 219V220H161ZM4 220V221H3ZM10 220V221H9ZM32 220V221H31ZM43 220V221H42ZM89 220V221H88ZM128 220V221H127ZM136 220V221H135ZM166 220V221H165ZM180 220V221H179ZM185 220V222H184ZM189 220V221H187ZM196 220V221H195ZM211 220V221H210ZM5 223H3V222ZM19 221V222H18ZM42 221V222H41ZM57 223H56V222ZM73 221V222H72ZM75 221V222H74ZM83 221V222H82ZM97 221V223H96ZM154 222L150 223V222ZM203 221V222H202ZM207 221V222H206ZM9 224H8V223ZM12 222V223H11ZM17 222V223H16ZM45 222V223H44ZM62 222V223H61ZM65 222V223H63ZM89 222V223H88ZM99 222V223H98ZM104 222V223H103ZM189 222V223H188ZM193 222V223H191ZM20 223V224H19ZM25 223L26 228L25 227ZM32 223V224H31ZM61 223V224H60ZM72 223V224H70ZM115 223V224H114ZM127 223V225H125ZM131 223V224H130ZM137 223V225H136ZM141 223V224H140ZM158 223V224H157ZM166 223V225H165ZM206 223V224H205ZM210 223V224H208ZM12 224V225H11ZM14 224V225H13ZM31 224V225H30ZM58 227H57V225ZM60 224V225H59ZM150 224V225H149ZM160 226H156V225ZM168 224V225H167ZM187 224V225H186ZM189 224V225H188ZM193 224V225H192ZM196 224V225H195ZM200 224V225H199ZM203 224V225H202ZM22 225V226H21ZM63 225V226H62ZM67 225V227L65 226ZM72 225V226H71ZM78 225V227H77ZM80 225V226H79ZM131 227H130V226ZM133 225V226H132ZM172 228H171V226ZM179 228H178V226ZM185 225V226H184ZM6 226V227H5ZM14 226V227H13ZM37 226V227H36ZM60 226V227H59ZM61 226L63 228H61ZM83 226V227H82ZM134 226H138L134 229ZM150 226V227H149ZM174 226V227H173ZM182 226V227H181ZM184 226V227H183ZM189 226V227H188ZM199 226V227H198ZM53 227V229H51ZM65 227V228H64ZM104 227V228H101ZM107 227V228H106ZM121 227H123L122 229H120ZM133 227V228H132ZM141 227H149L151 228V231H148V233H151V235L155 238H160V244L158 243L157 245H150V246H146L145 244L142 245L144 243L143 240H149L151 235L148 234L147 232L144 233H140L141 236L139 237V233H137V231H139V229ZM153 227V228H152ZM157 227V228H155ZM166 227H170L166 228ZM198 227V228H195ZM37 228V229H36ZM50 228V229H49ZM56 228V231H55ZM59 228V229H58ZM129 230L126 232V230ZM191 228V229H190ZM201 228V229H200ZM67 229V230H65ZM70 229V230H68ZM80 229V230H79ZM154 229V230H152ZM198 229V230H197ZM39 230V231H38ZM75 230V232L73 231ZM80 232H79V231ZM97 230V231H96ZM99 230V233H98ZM107 230H109L110 232H108ZM125 230V232L127 234H125L123 231ZM135 230V231H134ZM180 230V231H179ZM195 230V231H194ZM66 231H67V235H66ZM73 231V232H72ZM102 231V232H101ZM120 231V232H119ZM122 231V232H121ZM132 231V232H131ZM156 231V233H155ZM208 231V232H207ZM65 232V233H64ZM79 232V233H77ZM83 232V233H82ZM97 232V233H96ZM108 232V233H107ZM134 232V233H133ZM159 232V233H157ZM180 232V234H179ZM192 232V233H191ZM205 232V233H204ZM5 233V234H4ZM36 233V234H35ZM40 237L39 236V234ZM54 233V234H53ZM58 233V234H57ZM104 233V234H103ZM110 233V234H109ZM121 233H123L121 235ZM185 235L183 236L182 235ZM208 233V234H207ZM60 234V235H59ZM62 234V235H61ZM65 234V235H64ZM88 234V235H87ZM98 234V235H96ZM106 234V235H105ZM111 236H109V235ZM118 234V235H117ZM145 234V235H143ZM45 235V237H44ZM47 235V236H46ZM62 236L61 238L64 239L60 240L57 239L58 236ZM70 235H73L70 237ZM96 235V236H94ZM106 237V238H104ZM124 235V236H123ZM127 235V237H126ZM150 235V236H149ZM157 235V236H156ZM178 235V236H177ZM190 235V236H189ZM34 236V237H33ZM37 238H36V237ZM65 236V237H64ZM81 236V237H80ZM109 236V237H108ZM121 236V237H120ZM123 236V237H122ZM133 236V237H131ZM163 236V237H162ZM173 236V237H172ZM195 236V237H194ZM205 236V238H204ZM64 237V238H63ZM130 237V239L128 238ZM142 237V238H141ZM149 237V238H148ZM162 237V239H161ZM171 237V238H170ZM178 237H182L181 241L179 240ZM186 237V238H184ZM207 237V238H206ZM31 238V239H30ZM44 238V240H43ZM115 238V239H114ZM132 238V239H131ZM144 238V239H143ZM152 238V237H151ZM184 238V239H183ZM213 238V239H212ZM35 242L37 240L40 241V243H42V245L38 242ZM69 239V240H68ZM98 239V240H97ZM136 239V240H135ZM143 239V240H142ZM167 239L168 242H164L162 240ZM171 239V243H169V240ZM187 239H190L187 241ZM195 239V240H194ZM199 239V240H197ZM33 240L32 242L29 241ZM59 240V241H58ZM74 240V241H73ZM80 240H83L80 241ZM87 240V241H86ZM131 240V241H130ZM140 242H139V241ZM166 240V241H167ZM176 240V241H175ZM205 240V243L204 242ZM24 241V242H23ZM48 241V242H47ZM56 241V242H55ZM134 241H137L136 243H140L142 246H139L138 244H136ZM141 241L143 243H141ZM191 241V242H190ZM28 244H27V243ZM34 242V243H33ZM45 242V243H43ZM49 242L52 244L49 245ZM57 242H61L60 244ZM73 242V243H72ZM77 242V243H76ZM82 242V243H81ZM104 242V243H103ZM111 242V244H110ZM120 242V243H119ZM126 242V243H125ZM132 242V243H131ZM177 242V243H176ZM184 242V243H183ZM196 242V243H195ZM26 243V244H25ZM39 243V244H38ZM56 243V245H55ZM85 243V244H84ZM162 243V244H161ZM208 243H212L211 245H209ZM46 245V247L44 248V246ZM52 248L53 249H49ZM59 244V245H58ZM65 244V245H64ZM77 244V245H76ZM124 244V246H123ZM130 244V245H129ZM170 244H172V246L170 247ZM179 244V245H178ZM216 244V245H215ZM29 247H27V246ZM32 245V246H31ZM55 245V247H54ZM74 245V246H73ZM104 245V246H103ZM106 245V246H105ZM163 245V246H162ZM178 245V246H177ZM184 245V246H183ZM22 246L25 248H22ZM38 246V249H36L35 251H33L32 253L27 254L26 251H29L30 249H32L33 247ZM62 246V247H61ZM93 246V247H92ZM97 247L95 249V247ZM116 246V248H115ZM139 246V248H138ZM208 246V247H207ZM27 247V248H26ZM61 247V248H60ZM74 247V248H73ZM107 247V248H105ZM118 247V248H117ZM121 247V248H120ZM163 247V248H162ZM167 247H169L170 249H167ZM176 247V248H174ZM220 247V248H219ZM44 248V249H43ZM57 248V249H56ZM99 248V249H98ZM114 248V249H113ZM143 248V249H142ZM151 248V252L150 249ZM157 248H161L162 252H159V250ZM166 248V249H165ZM180 248V249H178ZM209 248V249H207ZM219 248V250H218ZM21 249V250H20ZM24 249V251L22 250ZM43 249V250H42ZM90 249V250H89ZM96 252H95V250ZM108 249V250H107ZM118 249H120L118 251ZM147 249V250H146ZM33 250V249H32ZM46 250V251H45ZM101 250V251H99ZM113 250V251H112ZM136 250H141V251H136ZM146 250V251H145ZM158 250V251H157ZM178 250V251H177ZM207 250V251H206ZM17 251V252H16ZM42 251V253H40ZM103 251V252H102ZM108 251V253H107ZM148 251L150 253H148ZM155 251H157L156 253H154ZM171 251V252H169ZM176 251V252H175ZM206 251V254L204 253ZM50 254H49V253ZM105 252V253H104ZM126 252V254H125ZM129 252V253H128ZM131 252V253H130ZM139 252V253H137ZM143 252V253H142ZM169 254H168V253ZM19 253V254H17ZM35 255H34V254ZM106 254L108 255L106 257ZM113 253V254H112ZM134 253V254H133ZM204 253V255H203ZM215 253V254H214ZM218 253V254H217ZM21 254V255H20ZM93 254V256H92ZM96 254V255H95ZM30 255L32 257H30ZM44 255V256H43ZM98 255V256H97ZM100 255V256H99ZM169 255V257H168ZM201 255V256H200ZM217 255V256H216ZM29 256V257H28ZM92 256V257H91ZM111 256V257H110ZM115 256V257H113ZM117 256V257H116ZM119 256V257H118ZM126 256V258H125ZM129 256V257H127ZM204 256V257H203ZM14 257V258H12ZM19 257V258H17ZM97 257V258H96ZM131 257H133L134 259H132ZM148 257V258H147ZM216 257V258H215ZM99 258V259H98ZM202 258V259H201ZM209 258V260L211 261H207ZM211 258V259H210ZM16 259V260H14ZM18 259V260H17ZM117 259V260H116ZM122 259V260H121ZM131 261H130V260ZM153 259V260H152ZM174 259V258H173ZM205 259V260H204ZM213 259V260H212ZM225 261L227 262V259L224 258ZM150 260V261H149ZM10 261V262H9ZM20 261V262H19ZM122 261V262H121ZM125 263H124V262ZM130 263H129V262ZM153 261V262H152ZM60 262V263H59ZM119 262V263H117ZM204 262V263H203ZM135 264V263H133ZM228 264V263H227ZM231 264V263H229Z\"/></svg>",
    "mask_w": 264,
    "mask_h": 264
}]
</instances>
